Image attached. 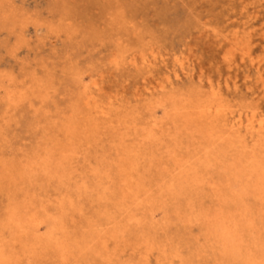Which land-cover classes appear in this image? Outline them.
I'll use <instances>...</instances> for the list:
<instances>
[{
    "label": "rangeland",
    "instance_id": "rangeland-1",
    "mask_svg": "<svg viewBox=\"0 0 264 264\" xmlns=\"http://www.w3.org/2000/svg\"><path fill=\"white\" fill-rule=\"evenodd\" d=\"M70 1H73V3L69 4ZM86 1L88 3L90 2V4L86 3ZM77 2H79V3H77ZM206 2L208 3V5ZM69 3H68V0H54V1L53 0H16V1L15 0H3V2H2V0L0 1V4L2 6V7L0 6V14L3 12L2 13L3 15L2 16L0 15V40H1L0 41V48H1L0 49V109H1L0 110V114H1V116H0V120H1V122H0V140H2V141H0L1 142V145H0V157H1L0 161L2 162V163L0 162V168L3 169V170L0 169L1 170L0 171L1 172L0 173V175H1L0 176V240L3 242V244L1 242V245H2V248L6 251L7 257L8 256L10 257V255H11V258H13V259H10L8 257L7 259L9 260L8 261L9 263H5V264H10V263L11 264H18L19 259H20L19 264H29V263L30 264H76L77 262H80L78 264H100V263L101 264H109V263L110 264H117V262L119 264H123V263L124 264H129V263L130 264H136V262H138L137 264H145V263L146 264H167V263L171 264L172 261L175 264H177L179 262H180L179 264H181V262L183 264V262L185 263L186 261H188L189 264L190 263L195 264V262H196V264H198V263L199 264H209V263H211V264H228L226 262H229V261H230L229 262L230 264H240V263L245 264L243 262V258L246 260L247 258H249L252 255V254L250 255L251 252L249 251L250 246H252L251 249H253V250L255 249L256 253H257V251L258 252L260 251V253H257V255L259 254V256H258L259 260L260 261L264 260V241H263V239H264V200L261 198V192L259 191V187H260V182L258 180L259 178L256 176V174L253 175L252 173H250V172H252L251 170L254 169L253 167L256 165V163L259 164V162H261V164L264 165V155H263L264 154V151H263L264 150V137H263L264 132L255 131L252 134L251 132H248L246 129L247 125L249 124V120H255L256 122H258L262 119L264 120V115H263L264 111H261V110H264V77H263L264 76L263 75L264 74V66H263L264 65V0H221V1L220 0H211V1L210 0H184V1L183 0H173V3H172V0H143V1L142 0H125V1L124 0H102V1L101 0H93V2H92V0H85V1L84 0H69ZM80 3H83V4H80ZM175 3H176V5H175ZM75 4H76V6L78 4L79 5L76 7ZM141 4L143 6H141ZM4 5H5V7H4ZM131 5L133 7H131ZM136 5H137V7H136ZM21 6H22V8H21ZM81 6H84L85 8L81 7ZM89 6H90V9H89ZM105 6H107V7H105ZM9 7H10V9H9ZM23 7H24V9H23ZM165 7L169 8V10L168 9L165 10ZM210 7H212V8H210ZM19 8H21V10ZM88 9H89V11H88ZM98 9H99L100 13H98ZM101 9H102V11H101ZM159 9L161 11H159ZM24 11H26V13H24ZM77 11H78V13H77ZM138 11H140V12H138ZM50 12H51V14H50ZM81 12H82V14H81ZM86 12L87 13L89 12V14H87ZM92 12L96 13V14H93ZM101 12H103L102 16H101ZM185 12H186V14H185ZM35 13H36V15H34ZM57 13H59V15H57ZM134 13H136V14H134ZM85 14H86V17H88L87 19H86V17H84ZM91 14H93V16ZM51 15H52V18H51ZM65 15H66V17H65ZM94 15H96V16H94ZM98 15H100V16H98ZM153 15H155V16H153ZM160 15L162 18L160 17ZM36 16H37V18H36ZM175 16L176 17L178 16V17L176 18ZM130 17L132 18V20ZM158 17H160V19H157ZM10 18H11V20H10ZM142 18H143V20H142ZM35 19H36V21H35ZM161 19H163V21ZM201 19H203V20H201ZM222 19H224V20L222 21ZM160 21H162V22L160 23ZM213 21H214V23H213ZM40 22H43V23H40ZM150 22H152V24H149ZM208 23H210V24H208ZM225 23H227L228 25ZM197 24L199 26H197ZM224 24L226 26V29H225ZM73 25H74V27H73ZM75 25H76V27H75ZM107 25H108V28H107ZM166 26H169V27H166ZM30 27H32V28H30ZM154 27L155 28L159 27L158 28L159 32L156 31L157 28L155 30ZM42 28L45 30H43ZM103 29L105 31H103ZM25 32H26V34H25ZM40 33H42V34H40ZM192 33L193 34L195 33V34L193 35ZM112 34H114V35H112ZM256 34H257V36H256ZM4 35L6 36L5 39H4V37H2ZM122 35L124 36V38H126V41L128 39L129 42L128 41L126 42L124 40L125 42L123 43V41H122L123 36ZM121 36H122V38H121ZM156 36H158V38ZM199 36H201L203 38V40ZM153 39L155 40V42ZM170 39H173V40L171 41ZM157 40L160 42H158ZM211 40L214 42H212ZM156 41H157V43H156ZM196 41H198V42H196ZM4 42H6V43H4ZM165 42L167 45L165 44ZM94 43L95 44L97 43V44L95 45ZM106 43H108V44H106ZM253 43H255V44H253ZM70 44H72V45H70ZM143 44H145V45H143ZM163 44L168 48L162 46ZM205 44H206V46H205ZM97 45H99V46L97 47ZM4 46L6 49L4 48ZM28 46H30V47H28ZM169 46H171V49ZM209 46H210V48H209ZM211 47H213V48H211ZM19 48H21V49H19ZM35 48H36V50H34ZM147 48H148V50L146 51ZM53 49H55V50H53ZM94 49H96V50H94ZM98 49H100V51L101 50L102 51L100 52ZM116 49H118L119 51ZM154 49H156V50H154ZM160 49H161V51H160ZM41 50L42 51L44 50V51L41 52ZM133 50H135V51H133ZM74 51H75V53H74ZM79 51H81V53ZM6 52H8V53H6ZM33 52H35V54H33ZM94 52H96V53H94ZM185 52H186V54H185ZM187 53H188V55H187ZM231 53H232V55H231ZM51 54H52V56H51ZM38 55H39V57H38ZM96 55H98V56H96ZM103 55L105 58H103ZM216 55H217V57H216ZM7 56H8V58H7ZM91 56H92V58H91ZM101 56H102V59H101ZM202 56H203V58H202ZM86 57H88V58H86ZM235 57H237V58H235ZM84 58H85V60H84ZM148 58H149V60H148ZM246 58H247V60H245ZM43 59H46L47 62ZM92 59H94V60H92ZM189 59H191V60H189ZM219 59H220V61H219ZM166 60H168V61H166ZM79 61H82V63L80 62L81 63L80 64ZM133 61H134V63H133ZM18 62H20V63H18ZM168 62H170V63H168ZM183 62H185V65ZM78 63L80 66L78 65ZM137 63L140 65H137ZM31 64H33L34 66ZM169 64H170V66H169ZM189 64H190V66H189ZM194 64H195V67L193 68ZM112 66H114V67H112ZM233 67H234V69H233ZM235 68H236V70H235ZM242 68H244V69H242ZM13 69L15 70V72L13 71ZM109 70H111V72H113L112 73V76L114 75L113 77L111 76ZM145 70H147V71L145 72ZM130 71H132L133 73ZM134 71H136V73ZM161 71H162V73H161ZM19 72L22 75L21 78H20V76H18ZM101 72H103V74ZM106 72H108V73L105 75ZM177 72L180 74H178ZM220 72H223V73H220ZM130 73L133 75H131ZM214 73H215V75H214ZM257 73H259V74H257ZM152 74H153V76H152ZM220 74H222V75L220 76ZM115 75H116V77H115ZM140 75L142 76V78H138V77H141ZM12 76H13V78H12ZM127 76L128 77L130 76V78H127ZM133 77H135V78H133ZM181 77H182V79H181ZM102 78H103V80H102ZM18 79H20V80H18ZM96 79H98L99 81ZM116 79H117V81H116ZM56 80H58V81H56ZM63 80H64V82H63ZM93 81H94V83H93ZM111 81L113 82V84ZM121 82H122V84H121ZM217 82H218V84H217ZM241 82H242V84H241ZM188 83L189 84L191 83V84L189 85ZM198 83L200 85H202L203 87L200 86ZM128 84H129V86H128ZM194 84H196V86ZM203 84H205V85H203ZM228 84H230V85H228ZM177 85H179V86L177 87ZM249 85H251V86L249 87ZM252 85H254V86H252ZM119 86H120V88H119ZM259 86H261V87H259ZM11 87L14 89H11ZM62 87L63 88L65 87L64 90ZM185 87H186V89H185ZM16 88H17V90H16ZM148 88L151 90H149ZM218 88L223 93H221ZM18 89H20V90H18ZM178 89L180 90V93H179ZM12 90L14 93L12 92ZM227 90H229V91H227ZM104 91L106 93H109V94H106ZM6 92H7V94H6ZM20 92H22V93L20 94ZM95 92L97 94H95ZM128 92L129 93L132 92L134 95L131 93L129 94ZM182 92H183V94H182ZM100 93H102L101 96H107V98L106 97L101 98ZM103 93L106 95H103ZM110 93H111V95H110ZM152 93H154V95ZM218 93H219V95H217ZM220 93L222 94V96ZM246 93H249V94L251 93V94L249 95ZM147 94H149V95H147ZM207 95L209 96V98ZM11 96H13V97H11ZM50 96H51V98H50ZM59 96H60L61 100H60ZM87 96H89V97H87ZM138 96H140V97H138ZM73 97L75 98V100ZM3 98H5V100H3ZM6 98L7 99L9 98V100H7ZM104 98H106L107 101ZM115 98H118V99H115ZM128 98H129V100H128ZM135 98H137V100ZM148 98H150V99H148ZM49 99L51 100V103L53 106L49 103L50 102ZM63 99L64 100L67 99L66 102ZM72 99L74 102H72ZM120 99H121V101H120ZM123 99L125 101H123ZM139 99H140V101H138ZM141 100H142V102H141ZM146 100H148V101H146ZM239 100H241V101L239 102ZM34 101H36V103ZM56 101H62V102H59L60 103L59 104ZM122 101L124 102V104L126 106L123 104ZM126 101H127V103H126ZM81 102L83 104H81ZM243 102H245V103H243ZM106 103H108V104H106ZM114 103H115V105H114ZM61 104L63 106H61ZM131 104H133L136 108L134 106H132ZM210 104L214 105V106H216V105L221 106V108H223V114L225 112L224 116L222 114L219 118H215V117H213V116L211 117L209 115L205 116L204 113H202V112L200 113V111L205 109ZM226 104H228L227 105L228 107L225 106ZM5 105H6V107H5ZM121 105H123L124 107H122ZM8 106H9V109H8ZM64 106H67V107H65L66 109L64 108ZM15 107H17V109ZM132 107H133V109H131ZM184 107H185V109H184ZM250 107H251V109H250ZM51 108H53L52 109L53 111L50 110ZM231 109L232 110L235 109L234 113L232 112ZM245 109H248V112L246 111V113H245ZM135 110H136V112H135ZM46 111H47V113H46ZM129 111H132V112L130 113ZM256 111L259 112V114ZM18 112L20 114V117H19ZM237 112H238V114H237ZM242 112H244V114ZM67 113L71 119L67 116ZM128 113H129V116H128ZM64 114H66V115L64 116ZM154 114H156V115H154ZM193 114H194V116H193ZM260 114H261V116H260ZM135 116H138L139 118L138 117L135 118ZM149 117H151V118H149ZM187 117H189V118H187ZM224 117H225V120H224ZM60 118L62 120H60ZM78 118H79V120H78ZM140 118H142V119H140ZM172 118H175V119L172 120ZM256 118H257V120H256ZM73 119L74 120L77 119L76 120L77 123ZM239 119L243 121L244 127L239 131H230L228 128H230L232 126V123L234 121H237ZM89 120H92V121L89 122ZM128 120H129V123H128ZM10 121H11L12 125H11ZM41 121L43 123H41ZM79 121H80V123H78ZM81 121H82V123H81ZM136 121H138L140 124ZM46 122H47V124H46ZM54 122H55V124H54ZM70 122H71V124H70ZM49 123H50V125H49ZM57 123L60 125H57ZM89 123L92 125H90ZM1 124H3V125H1ZM74 124L75 125L78 124L77 127ZM85 124H87V125H85ZM228 124H229V126H228ZM185 125H186V127H184ZM88 126H90V128H89L90 132L87 129ZM190 126H191V128H190ZM61 127L62 128L64 127V129H62ZM92 127H95V128L97 127L98 130L96 128V131H95V128L93 129ZM80 128H81V130H80ZM82 128H84V129H82ZM138 128L141 130L140 134H139L140 130ZM182 128L185 129V131ZM100 129L102 132L103 131L106 132V130H107L108 132H106V133L108 135L107 134L105 135V133H101ZM155 129H157V131ZM43 130L46 132V134L44 133ZM53 130H56V131H53ZM82 130H83V132H82ZM167 130H168V132H167ZM8 131H10V132L8 133ZM99 131H100V133H99ZM181 131H182V133H181ZM190 131L191 132L193 131V132L191 133ZM220 131H222V133ZM228 131H229V133H228ZM69 132H71L72 134H69ZM79 132H82L83 135H81ZM85 132L87 134H85ZM96 132L98 133V135L95 136ZM155 132H156V134H155ZM204 132H205V134H204ZM47 133H50V136H47V135H49ZM54 133H55V136H54ZM73 133H75V134H73ZM89 133H92L94 137L93 136L90 137V135H92V134H89ZM109 133H111L110 136H109ZM120 133L124 136L121 137ZM129 133H130V135H127ZM176 133H178L180 135H178ZM255 133L256 134L261 133V134H257V136L260 138V140L256 136ZM84 134H85V136H84ZM102 134L105 136H103ZM114 134H115V136H114ZM181 134H183V135H181ZM192 134H194V135H192ZM134 135L136 138L134 137ZM137 135H139V136H137ZM196 135H198L199 137ZM227 135L230 138H228ZM8 136L10 138H7ZM78 136H80L79 139H77ZM87 136L91 139L92 142L89 140V138ZM178 136H181L182 138L178 137ZM187 136H189V138H187ZM220 136H222V138H220ZM73 137H74V139H73ZM183 137L185 140H187L189 142H186V144H185V140H182ZM204 137H205V140H204ZM113 138H116V139H113ZM130 138H131V140H130ZM134 138H135V140H134ZM139 138L141 139L140 141H139ZM237 138H238V140H237ZM254 138L256 139L255 141H254ZM59 139H61V141ZM94 139L95 140L98 139V141H95ZM220 139H222V140H220ZM229 139H230V141H229ZM251 139H253V140H251ZM53 140H55V141H53ZM87 140L90 141L92 144L89 143V145H87L88 144ZM99 140L103 144L100 143ZM235 140L237 143H234ZM62 141L64 143H60ZM84 141L87 143H85ZM124 141H125V144H124ZM116 142L118 144H116ZM162 142H163V144H162ZM194 142H197L196 143V145L198 144L197 148H196V145H194L195 144ZM231 142H233V143H231ZM79 143H82V145H81L82 147L78 146V145H80ZM108 143L111 145H109ZM113 143H115L114 144L115 146L116 145L118 146V147L116 146V150H115V147L112 146ZM126 143L128 144V146L130 145V147H126V145H127ZM94 144H96V145H94ZM107 144L109 147L107 146ZM187 144H189V145H187ZM239 144H240V146H239ZM4 145L6 148H4ZM182 145H185V146L183 147ZM235 145H237L236 146L237 148L234 147ZM256 145H259L258 150H256L257 149ZM61 146H63V147H61ZM97 146H99V147H97ZM199 146L202 148V151H200L201 149ZM219 146H221V147H219ZM10 147H12V148H10ZM50 147L51 148L55 147V148H53V150H52ZM185 147L187 148L186 149L187 152H185ZM191 147L195 148V149L192 150ZM240 147H242V148H240ZM107 148H109V149H107ZM139 148L140 149L142 148V149L140 150ZM239 148H240V150H239ZM1 149H2V151H1ZM5 149H7V150H5ZM29 149H31V150H29ZM76 149H78V150H76ZM119 149H120V151H119ZM153 149H154V151H153ZM196 149H197V152L200 151V152H198L199 154H201L199 158H195V156H194V155H197ZM208 149L210 152H208ZM210 149H212V150H210ZM22 150H23V152H21ZM70 150H72V151H70ZM79 150H80V152H79ZM110 150H111V152H110ZM7 151H8V153H7ZM28 151H29V153H28ZM34 151H36V152H34ZM47 151H49V153ZM57 151H58V153H55ZM140 151H142V152H140ZM37 152H39V153L37 154ZM76 152H77V154H79L78 156H77ZM105 152L107 155L105 154ZM145 152L150 153V154H147ZM192 152H194L195 154H193ZM217 152H218V155H216ZM23 153H25V155ZM81 153L84 155H82ZM208 153H209V155H208ZM1 154H3V157ZM10 154H12V155H10ZM36 154L39 155V158ZM121 154H123V156ZM182 154L185 156H183ZM191 154H193V155L191 156ZM214 154L218 157V158L216 157L217 160H216V158H214V156H215ZM220 154L222 155V157ZM152 155H155V156H152ZM206 155H207V157H206ZM54 156H55V158H53ZM58 156H59V158H58ZM109 156L112 158H110ZM115 156H116V158H114ZM181 156H183V157H181ZM198 156L199 155H197V157ZM27 157H29V159H31V160H29ZM74 157L75 158L77 157L78 159L76 158V160H75ZM226 157H228V158H226ZM243 157H244V159L246 158L245 161L243 160ZM249 157H250V159H249ZM49 158H50V160H49ZM109 158L112 159L115 162V164L112 160H109ZM124 158H125V160H124ZM133 158H135L136 160ZM219 158H221V159H219ZM235 158H237V159H235ZM144 159H146L147 161H144ZM79 160H81V161L79 162ZM106 160H109V162ZM225 160H228V161H225ZM235 160H236V162H235ZM33 161H35V162H33ZM156 161L159 162V165H158V162H156ZM32 162H33V164H32ZM40 162H41V164H40ZM146 162H148L151 165H148V163H146ZM224 162H226V163H224ZM246 162H247L248 166H247ZM89 163H90V166H89ZM95 163H97V166L98 165L99 166L97 167ZM154 163H156V165ZM137 164L138 165L140 164V165L137 166ZM153 164L155 166H153ZM166 164H167V166H166ZM10 165H13V166H10ZM72 165L74 166L73 168H72ZM170 165H171V167H170ZM91 166L92 167L94 166L93 168L95 170L92 169ZM230 166L233 168L232 170H231ZM3 167H5V168H3ZM75 167H77V168H75ZM122 167H123V169H122ZM156 167L159 169H157ZM176 167L178 168L180 173L178 172V170L175 171V169H177ZM139 168H140V171H138ZM186 168H187V170H186ZM202 168H203V170H202ZM208 168H210V169H208ZM215 168H217L216 169L217 171L215 170ZM6 169H8V171H6ZM9 169H11L12 171L11 170L9 171ZM13 169H15V170H13ZM116 169H118V170H116ZM133 169H134V171H133ZM199 169H201V170H199ZM246 169H247V171H246ZM108 170H112V171H108ZM170 170H172V172ZM31 171H32V173H31ZM94 171H96L97 176L96 175L94 176V173H95ZM97 171L98 172L100 171L99 175H98ZM166 171L169 174H166ZM191 171H192V175H190ZM218 171H219V173H217ZM47 172L51 173V174H47ZM82 172H84V173H82ZM108 172H110V173H108ZM159 172H160V174H159ZM201 172H203V173L201 174ZM210 172L212 173V175ZM52 173L56 178L52 175ZM57 173L60 176L62 175V179L59 177V175ZM72 173H73V175H72ZM74 173H77V177H75L76 174H74ZM114 173L117 175H115ZM128 173H129V175H128ZM161 173H162V175H161ZM176 173H177V175H176ZM184 173H185V176H184ZM245 173L247 174V176ZM63 174H65V175H63ZM102 174H105V175L102 176ZM107 174H110L111 176L109 175L110 177L109 176L107 177ZM199 174H200V181H199ZM203 174H205L204 177H203ZM221 174H222V176H221ZM81 175H83V176L81 177ZM91 175H93V176H91ZM130 175H131V178H134V179L129 180ZM174 175H176V176H174ZM84 177H86V178H84ZM91 177H92V179H91ZM98 177L99 178L101 177L100 180ZM137 177H138V179H137ZM174 177L176 180H174V181L171 180V179H174ZM191 177H192V179H191ZM22 178L23 179L26 178L25 179L26 184H22V183H25V180L23 182ZM35 178H36V180H34ZM81 178H83L84 180L82 179L83 180L82 181ZM102 178L104 180H102ZM108 178H110V179L108 180ZM117 178H120V180L118 181ZM125 178H126V180H128V182L125 180ZM193 178L194 179L196 178V180L193 181ZM210 178L212 180H209ZM42 179H44V181ZM77 179H79V181ZM182 179H184V180H182ZM187 179L189 181L191 180V182H190L191 184L189 183V181ZM62 180H64V181H62ZM97 180H99L100 182H98ZM110 180H114V182L110 181ZM142 180H144L145 182H142ZM242 180H244V181H242ZM21 181H22V183H21ZM37 181H39V182H37ZM85 181H86V183H85ZM107 181L109 182V184ZM123 181H125V183ZM165 181H166V183H165ZM203 181H204V183H203ZM206 181H209V182L206 183ZM211 181H212V183H210ZM44 182L46 183L45 185H44ZM94 182H95V184H94ZM132 182H133V184H132ZM167 182L170 184H168ZM215 182H216V185H215ZM28 183H30V184L28 185ZM78 183H80V184H78ZM100 183L103 184V186H101ZM196 183H197V185H195ZM40 184H41V186H43V188L40 187ZM49 184H50V188H48ZM110 184H112V185H110ZM123 184H125V187ZM126 184L128 185V187ZM134 184H135V186H134ZM142 184H144V185H142ZM206 184L208 187L206 186ZM4 185H5V187H4ZM58 185H60V186L58 187ZM62 185H64V186H62ZM76 185H77V187H76ZM113 185H114V187H113ZM117 185H118L119 189L117 187H115ZM164 185H166V186H164ZM172 185H174L173 186L174 188H172ZM44 186H46V187L44 188ZM52 186L55 188H52ZM131 186L133 189L129 191L128 188L131 189ZM158 186H160L161 188ZM192 186H193V188H192ZM200 186H202V188ZM86 187H88V189ZM90 187H91V189L89 190ZM105 187L109 188V190L112 192H110ZM111 187L113 188V190ZM139 187H141V188H139ZM157 187L159 190L157 189ZM164 187H165V190H164ZM30 188H32V189H30ZM136 188H138V189H136ZM166 188H167V192H166ZM209 188H211L212 190ZM213 188H215V189H213ZM254 188H255V190H254ZM94 189H96V191H99V192H96ZM116 189H118L119 191ZM170 189L172 190V192ZM237 189L239 190V192ZM134 190H136L137 192ZM193 190H194V192H193ZM198 190H199V192H198ZM87 191L88 192L91 191V192L88 193ZM133 191L135 193H132ZM138 191H140V193L142 195L139 194ZM84 192H85V194H84ZM109 192H110V194H108ZM195 192H197V193H195ZM136 193H137V195H136ZM201 193H203L204 196ZM204 193H206V194H204ZM209 193L211 195H209ZM213 193L217 194L218 196L213 195ZM90 194H92V195H90ZM170 194L172 195L173 198L171 197ZM199 194H200V196H199ZM19 195H20V197H18ZM87 195L89 197H87ZM113 195H115V196H113ZM85 196H86V198H85ZM117 196H119V197H117ZM139 196H140V200L139 199L137 200V198ZM142 196H145L146 199L143 198ZM219 196H221V197H219ZM30 197H31V199H30ZM102 197H105L104 200ZM107 197L108 198L110 197L113 202L110 199L108 200ZM112 197H114V199ZM135 197H137V198H135ZM151 197H152V199H151ZM27 198H28V200L30 199V201H28ZM38 198L39 199L41 198L40 201L37 200ZM100 198H102V199L100 200ZM119 198L121 201H119ZM181 198H182V200H181ZM190 198L193 202L191 200H189ZM211 198H212V200H210ZM214 198L217 201L213 200ZM16 199L19 202L16 201ZM115 199H117L118 201ZM135 199H136V202H135ZM198 199L201 202H198ZM244 199H246L247 201ZM251 199H253V200H251ZM80 200L82 202H80ZM114 200H115V202H114ZM125 200H126V202H125ZM130 200H131L130 203L134 207H132L129 204ZM158 200H160V201H158ZM170 200H171V202H170ZM175 200H176V202H175ZM44 201H46V202H44ZM97 201L98 202L100 201L99 203L101 205L98 204ZM151 201H152V203H151ZM167 201H169V202H167ZM71 202H73V203H71ZM95 202H97V204ZM117 202H119L118 203L119 205L117 204ZM124 202H125V204H124ZM190 202H191V204H190ZM145 203H148L147 204L148 208L146 207ZM71 204H72V206H71L72 208L70 207ZM90 204L93 205V207ZM114 204L117 205L116 208H115V206H113ZM185 204H186V206H185ZM208 204H209V206H208ZM252 204L254 207L252 206ZM257 204H259V205H257ZM68 205H69V207H68ZM76 205H77V207H76ZM143 205L145 206L146 209L144 208ZM224 205H226V206L224 207ZM227 205L230 208L233 206L232 208H234V209L231 210V209H229V207L227 208ZM41 206L43 208H41ZM90 206H91V208H90ZM213 206H215V208ZM34 207L36 210L34 209ZM97 207H98V210H97ZM120 207L122 210L120 209ZM141 207H143V208H141ZM194 207H195V211H194V209H191ZM208 207H211V208H208ZM223 207L226 208L227 210L228 209L229 210L225 211L226 209L224 210ZM126 208H128V211ZM212 208H214V209H212ZM159 209L161 210L160 212L158 211ZM164 209H166L167 211ZM220 209H221V211H220ZM192 210H193V212H192ZM199 210H200V212H199ZM218 210H219V212H218ZM100 211L101 212L103 211V212L100 213ZM123 211L125 212V214ZM132 211L136 214L132 213ZM188 211H190V212H188ZM203 211H206V213L210 212L211 214L207 213V215H205ZM11 212L12 213L16 212L17 215H19V216H22V215L23 216L24 215L30 216V215H32V213H33V215L35 213L36 214L35 216L38 218L36 225H34L35 228L31 224L30 227L28 228V230L25 232H23L21 230L20 231L15 230V227L14 226L12 227L8 223V221L10 222ZM40 212H42L43 214L41 215ZM75 212H76V214H75ZM106 212H107V216H106ZM114 212H117L118 214L114 213ZM129 212H131V213H129ZM120 213L122 215L124 214L125 217H123L124 215L121 216ZM83 214L85 217L83 216ZM95 214L100 215L99 216L100 220H99V217L96 216ZM115 214L117 215V217ZM132 214L135 215L136 217L132 216ZM139 214L142 217H140ZM257 214H258V216H257ZM113 215L115 217L112 218ZM193 215L195 217H193ZM196 215H198V216L196 217ZM201 215L204 217V219H207V220H204ZM43 216H45V217H43ZM78 216H80V217H78ZM81 216H83V218ZM86 217H88L89 219H87ZM101 217H105V218H101ZM121 217H123V218H121ZM189 217H190L191 221L189 220ZM200 217H202V218H200ZM79 218H82V219H79ZM126 218H128V220H130L129 218H131V220H130L131 224H129V222L127 223V221H124V220H127ZM134 218L140 222H137ZM194 218L196 219V221L194 220ZM40 219H42V220H40ZM104 219H106V220H104ZM108 219L110 222L108 221ZM120 219H122V220H120ZM133 219H134V221H133L134 223L132 222ZM73 220L75 221V223H73ZM220 220H221V222H220ZM222 220H227L228 224L230 226L235 225L233 222L234 220L240 221V224H242L241 227H242V232H243V233L241 232L243 234V243H244L243 250H245V251L247 250L248 252L247 251L246 252L249 254H246L245 251H243V253H242L243 255L237 256L234 252H232L231 249L230 250H229V248L227 249L226 243H225V241H223L222 236L220 235L219 232L218 233L216 232L217 231L216 228H218L220 224L225 222ZM104 221L107 222L106 223L107 225L105 224ZM202 221L204 222V225H203ZM40 222H41V224H40ZM99 222H101V223L99 224ZM244 222H246V224H244ZM255 222H257V224H255ZM50 223H51V225H50ZM61 223H62V225H61ZM137 223L140 224L139 226H141V227H139L137 225ZM185 223H187V224H185ZM209 223H211L213 225L212 226L213 228L211 227V225ZM6 224H7V226H6ZM95 224H96V226H95ZM118 224H119V226L117 227ZM206 224L209 227L206 226ZM84 225H85V227H84ZM120 225H121V227H120ZM133 225L135 226V228ZM197 225H199V226H197ZM214 225H216L217 227L215 228ZM249 225L251 227H249ZM3 226L4 227L6 226L5 229H3L4 228ZM46 226L48 228H46ZM78 226H79V229H77ZM89 226H92L93 228L89 227ZM99 226L102 228L104 227L103 230H105V231L108 230L107 232H109V234L107 232L103 231L102 228H100V230H99L98 229ZM112 226H114V227H112ZM199 227L201 228V230ZM206 227H208V229ZM6 228H8L11 233L8 232L7 231L8 229H6ZM37 228H39V230H37ZM111 228L114 230H112ZM120 228H122V230ZM155 228H156V230H155ZM35 229H36V232H35ZM46 229H48V230H46ZM51 229L53 231H51ZM82 229L83 230L85 229V231L87 233L85 231L83 232ZM92 229H94V230H92ZM109 229H111V231ZM205 229H207V230H205ZM259 229H260V231H259ZM1 230H5V231L1 232ZM56 230H57V232L55 233ZM61 230H64V231L62 232ZM120 230L121 231L124 230L122 232L123 234L121 233ZM16 231H17V234L13 235V232L16 233ZM33 231H34V233H33ZM65 231H66L67 236L64 233ZM73 231H75V233ZM88 231H89V233H88ZM97 231H98V236H97ZM113 231H115V232L113 233ZM252 232H253V234H251ZM254 232H257L256 235H254L255 234ZM19 233H21V234H19ZM25 233H26V235H24ZM81 233H83V234H81ZM91 233L94 237L91 235ZM38 234L39 235L42 234L43 236L40 235L42 238L40 236H37ZM60 234H61V236H63L62 241L60 240V238H61ZM87 234H89L90 237ZM95 234L97 237L95 236ZM141 234H143V237ZM207 234H209L211 236H208ZM3 235H4V237H3ZM46 235H47V238L44 239L46 237ZM51 235H54V238ZM55 235H59L58 236L59 238ZM134 235H136V236H134ZM68 236L70 238H72L74 243L70 242V239L68 238ZM262 236H263V238H260ZM20 237L22 240L20 239ZM36 237L39 239H37ZM79 237H81V238L83 237L82 239L84 241L82 239L80 240ZM91 237H92V239H91ZM130 237H132V238H130ZM172 237H174V238H172ZM205 237L207 240L205 239ZM248 237H250V239ZM11 238H12V240H11ZM56 238L58 240H54ZM133 238H134V240H131ZM167 238H168V240H167ZM210 238L212 240H210ZM247 238L249 241L247 240ZM252 238H253L254 243H253V241H251ZM257 238H258V240H257ZM18 239L20 240V242ZM25 239H26V241H24ZM27 239H30V241H28ZM34 239H36L37 243H35ZM63 239L64 240L68 239L65 242L68 245L65 243L64 244L62 243L64 241ZM75 239L79 240V243H78V241H75ZM98 239L101 241V243L104 242L106 244V246H104L105 244H103L102 247H101V245L96 246L97 244L100 243V241ZM13 240H15V241H13ZM31 240L32 241L34 240L33 245L39 243L38 245L40 248L38 247V245H35L36 247H32L33 242ZM120 240L122 243L123 242L124 243L122 244L120 242ZM149 240H151V241H149ZM255 240L261 246L258 245L257 243H255L256 242ZM27 241H28V243H27L28 245H27V250H26L25 247H26ZM44 241H46V242H44ZM85 241H86V243H85ZM132 241L136 242V244ZM138 241H139V245L137 243ZM18 242H19V245L17 244ZM47 242H48V244H47ZM116 242L119 246L115 245ZM29 243H31V244H29ZM43 243H45V244H43ZM213 243L216 247L213 246ZM50 244H51V246H50ZM81 244L84 246H82ZM209 244H211V247ZM250 244H252V245H250ZM256 244L258 246H256ZM20 245H22L23 248ZM88 245H90V246L93 245V246L90 247ZM42 246H44V247H42ZM67 246L70 250L66 249ZM116 246H118V247H116ZM165 246H166V251H165ZM201 246H202V248H201ZM31 247H32V249H31ZM45 247H47V248H45ZM78 247H80V250H83L84 248H86V249H84L83 251H80ZM89 247L90 248L94 247L95 248V249L93 248L94 251H92V249H90ZM196 247H197V250H196ZM207 247H208V249H210V248L211 249L206 250ZM38 248L40 249L41 252L48 253L49 255L47 256V254L45 255L44 253H41L39 250L37 251ZM100 248H104L106 250L102 249V251H101ZM161 248L163 251L161 250ZM217 248H218V250H217ZM219 248H221V249H219ZM10 249H12V250H10ZM19 249L22 253L19 251ZM55 249H56V251H55ZM8 250H9V252H8ZM13 250L15 252H12ZM43 250H45V251H43ZM46 250L49 252H47ZM59 250H61V251H59ZM97 250L99 252L100 251L101 252L99 253ZM148 250H149V252H148ZM71 251H72V255H70ZM85 251H87L88 253ZM90 251L92 253H90ZM96 251H97V253H96L97 255L95 256ZM159 251H161V252H159ZM174 251L176 253H174ZM204 251L207 253L206 255H205ZM11 252H12V254H11ZM81 252H84V253H81ZM106 252L108 255L107 257H106ZM218 252H219V254H217ZM51 253H54V254H51ZM77 253H79V254L81 253V254L79 255ZM214 253H216V254H214ZM226 253H227V256H226ZM14 254H16V255H14ZM39 254H42V256L45 255V257L47 256L48 259H47V257L46 258L41 257V255H39ZM67 254H69V255H67ZM109 254H111V255H109ZM167 254L169 255V257ZM174 254H175V256H174ZM210 254H211V256H210ZM231 254H233L234 256ZM66 255H67V257H66ZM77 255H79V256H77ZM84 255H85V257H84ZM139 255H141V257ZM142 255H143V257H142ZM216 255H218V256H216ZM17 256L19 258H17ZM212 256L215 258H213ZM83 257L85 259H83ZM147 257H149V258H147ZM207 257H208V259H207ZM27 258L29 260H27ZM78 258H79V260H78ZM92 258H93V260H92ZM96 258H98V259H96ZM106 258H107L108 263L104 262ZM144 258L145 259L147 258L148 261L143 260ZM176 258H177V260H176ZM184 258H186V259H184ZM200 258L202 259L201 260L202 262L199 261ZM220 258H221V261L220 260L218 261V259H220ZM22 259H23V261H22ZM86 260H89V261H86ZM109 260H110V262H109ZM168 260H170V261L168 262ZM207 260H208V262H207ZM27 261H28V263H27ZM65 261H67V263H65ZM101 261L104 263H102ZM239 261H240V263H239ZM111 262H113V263H111Z\"/></svg>",
    "mask_w": 264,
    "mask_h": 264
},
{
    "label": "bare ground",
    "instance_id": "bare-ground-1",
    "mask_svg": "<svg viewBox=\"0 0 264 264\" xmlns=\"http://www.w3.org/2000/svg\"><path fill=\"white\" fill-rule=\"evenodd\" d=\"M0 1H1V0H0ZM15 1H16V0H15ZM53 1H54V0H53ZM84 1H85V0H84ZM101 1H102V0H101ZM124 1H125V0H124ZM142 1H143V0H142ZM183 1H184V0H183ZM210 1H211V0H210ZM220 1H221V0H220ZM2 2H3V0H2ZM48 2H49V1H48ZM79 2H80V1H79ZM79 2H77V3H79ZM92 2H93V0H92ZM104 2H105V1H104ZM158 2H159V1H158ZM161 2H162V1H161ZM165 2H166V1H165ZM197 2H198V1H197ZM68 3H69V0H68ZM72 3H73V1H70L69 4H72ZM77 3H76V4H77ZM86 3H88V2L86 1ZM128 3H129V2H128ZM132 3H133V2H132ZM143 3H144V2H143ZM166 3H167V2H166ZM172 3H173V0H172ZM206 3H207V2H206ZM3 4H4V3H3ZM76 4H75V6H76ZM80 4H83V3H80ZM88 4H90V2H89ZM115 4H116V3H115ZM219 4H220V3H219ZM78 5H79V4H78ZM78 5H77V6H78ZM84 5H85V4H84ZM93 5H94V4H93ZM97 5H98V4H97ZM164 5H165V4H164ZM175 5H176V3H175ZM196 5H197V4H196ZM207 5H208V3H207ZM217 5H218V4H217ZM217 5H216V6H217ZM0 6H1V4H0ZM73 6H74V5H73ZM77 6H76V7H77ZM90 6H91V5H90ZM90 6H89V9H90ZM94 6H95V5H94ZM101 6H102V5H101ZM103 6H104V5H103ZM141 6H143V5L141 4ZM156 6H157V5H156ZM169 6H170V5H169ZM169 6H168V7H169ZM177 6H178V5H177ZM1 7H2V6H1ZM4 7H5V5H4ZM81 7H84V6H81ZM105 7H107V6H105ZM131 7H133V6L131 5ZM136 7H137V5H136ZM152 7H153V6H152ZM158 7H159V6H158ZM163 7H164V6H163ZM163 7H162V8H163ZM170 7H171V6H170ZM182 7H183V6H182ZM186 7H187V6H186ZM186 7H185V8H186ZM194 7H195V6H194ZM21 8H22V6H21ZM21 8H19V9L21 10ZM84 8H85V7H84ZM100 8H101V7H100ZM140 8H141V7H140ZM187 8H188V7H187ZM210 8H212V7H210ZM220 8H221V7H220ZM9 9H10V7H9ZM23 9H24V7H23ZM89 9H88V11H89ZM91 9H92V8H91ZM125 9H126V8H125ZM142 9H143V8H142ZM166 9L169 10V8H166V7H165V10H166ZM191 9H192V8H191ZM6 10H7V9H6ZM14 10H15V9H14ZM16 10H17V9H16ZM79 10H80V9H79ZM81 10H82V9H81ZM85 10H86V9H85ZM92 10H93V9H92ZM201 10H202V9H201ZM215 10H216V9H215ZM218 10H219V9H218ZM27 11H28V10H27ZM47 11H48V10H47ZM86 11H87V10H86ZM101 11H102V9H101ZM128 11H129V10H128ZM159 11H161V10L159 9ZM163 11H164V10H163ZM186 11H187V10H186ZM207 11H208V10H207ZM1 12H2V11H1ZM53 12H54V11H53ZM93 12H94V11H93ZM93 12H92V13H93ZM138 12H140V11H138ZM170 12H171V11H170ZM177 12H178V11H177ZM210 12H211V11H210ZM214 12H215V11H214ZM219 12H220V11H219ZM261 12H262V11H261ZM2 13H3V12H2ZM2 13L0 14L1 16L3 15ZM24 13H26V11H24ZM46 13H47V12H46ZM77 13H78V11H77ZM86 13H87V12H86ZM98 13H100L99 9H98ZM102 13H103V12H101V16H102ZM149 13H150V12H149ZM158 13H159V12H158ZM164 13H165V12H164ZM50 14H51V12H50ZM74 14H75V13H74ZM74 14H73V15H74ZM79 14H80V13H79ZM81 14H82V12H81ZM87 14H89V12H88ZM93 14H96V13H93ZM93 14H91V15L93 16ZM134 14H136V13H134ZM152 14H153V13H152ZM170 14H171V13H170ZM185 14H186V12H185ZM224 14H225V13H224ZM34 15H36V13H35ZM57 15H59V13H57ZM235 15H236V14H235ZM94 16H96V15H94ZM98 16H100V15H98ZM153 16H155V15H153ZM165 16H166V15H165ZM29 17H30V16H29ZM43 17H44V16H43ZM45 17H46V16H45ZM55 17H56V16H55ZM65 17H66V15H65ZM84 17H86V14H85ZM156 17H157V16H156ZM160 17H161V15H160ZM160 17H158L157 19H160ZM175 17H176V16H175ZM177 17H178V16H177ZM177 17H176V18H177ZM179 17H180V16H179ZM184 17H185V16H184ZM214 17H215V16H214ZM232 17H233V16H232ZM30 18H31V17H30ZM36 18H37V16H36ZM39 18H40V17H39ZM51 18H52V15H51ZM87 18H88V17H86V19H87ZM130 18H131V17H130ZM137 18H138V17H137ZM161 18H162V17H161ZM186 18H187V17H186ZM233 18H234V17H233ZM45 19H46V18H45ZM155 19H156V18H155ZM155 19H154V20H155ZM190 19H191V18H190ZM10 20H11V18H10ZM56 20H57V19H56ZM92 20H93V19H92ZM96 20H97V19H96ZM129 20H130V19H129ZM131 20H132V18H131ZM142 20H143V18H142ZM147 20H148V19H147ZM150 20H151V19H150ZM161 20L163 21V19H161ZM179 20H180V19H179ZM183 20H184V19H183ZM201 20H203V19H201ZM217 20H218V19H217ZM223 20H224V19H222V21H223ZM225 20H226V19H225ZM35 21H36V19H35ZM54 21H55V20H54ZM162 21H160V23H161ZM167 21H168V20H167ZM181 21H182V20H181ZM205 21H206V20H205ZM46 22H47V21H46ZM146 22H147V21H146ZM156 22H157V21H156ZM210 22H211V21H210ZM215 22H216V21H215ZM257 22H258V21H257ZM40 23H43V22H40ZM53 23H54V22H53ZM96 23H97V22H96ZM139 23H140V22H139ZM167 23H168V22H167ZM186 23H187V22H186ZM213 23H214V21H213ZM231 23H232V22H231ZM66 24H67V23H66ZM104 24H105V23H104ZM149 24H152V22H150ZM157 24H158V23H157ZM208 24H210V23H208ZM225 24H227V23H225ZM225 24H224V26H225ZM237 24H238V23H237ZM49 25H50V24H49ZM155 25H156V24H155ZM159 25H160V24H159ZM184 25H185V24H184ZM194 25H195V24H194ZM227 25H228V24H227ZM238 25H239V24H238ZM238 25H237V26H238ZM99 26H100V25H99ZM139 26H140V25H139ZM178 26H179V25H178ZM197 26H199V25L197 24ZM200 26H201V25H200ZM221 26H222V25H221ZM237 26H236V27H237ZM13 27H14V26H13ZM73 27H74V25H73ZM75 27H76V25H75ZM166 27H169V26H166ZM180 27H181V26H180ZM3 28H4V27H3ZM30 28H32V27H30ZM44 28H45V27H44ZM107 28H108V25H107ZM148 28H149V27H148ZM154 28H155V27H154ZM154 28H153V29H154ZM156 28H157V27H156ZM156 28H155V30H156ZM158 28H159V27H158ZM158 28H157L156 31L159 32V29H158ZM181 28H182V27H181ZM201 28H202V27H201ZM42 29H43V28H42ZM104 29H105V28H104ZM104 29H103V31L106 30V29H105V30H104ZM141 29H142V28H141ZM145 29H146V28H145ZM160 29H161V28H160ZM189 29H190V28H189ZM189 29H188V30H189ZM225 29H226V26H225ZM26 30H27V29H26ZM43 30H45V29H43ZM179 30H180V29H179ZM27 31H28V30H27ZM107 31H108V30H107ZM107 31H106V32H107ZM156 31H155V32H156ZM195 31H196V30H195ZM48 32H49V31H48ZM151 32H152V31H151ZM190 32H191V31H190ZM196 32H197V31H196ZM198 32H199V31H198ZM259 32H260V31H259ZM6 33H7V32H6ZM38 33H39V32H38ZM104 33H105V32H104ZM179 33H180V32H179ZM25 34H26V32H25ZM40 34H42V33H40ZM161 34H162V33H161ZM166 34H167V33H166ZM168 34H169V33H168ZM175 34H176V33H175ZM190 34H191V33H190ZM192 34H193V33H192ZM194 34H195V33H194ZM194 34H193V35H194ZM109 35H110V34H109ZM112 35H114V34H112ZM124 35H125V34H124ZM193 35H192V36H193ZM196 35H197V34H196ZM11 36H12V35H11ZM11 36H10V37H11ZM64 36H65V35H64ZM66 36H67V35H66ZM102 36H103V35H102ZM122 36H123V35H122ZM122 36H121V38H122ZM125 36H126V35H125ZM167 36H168V35H167ZM256 36H257V34H256ZM2 37H4V39H5L6 36L4 35V36H2ZM27 37H28V36H27ZM141 37H142V36H141ZM148 37H149V36H148ZM148 37H147V38H148ZM150 37H151V36H150ZM156 37L158 38V36H156ZM156 37H155V38H156ZM174 37H175V36H174ZM174 37H173V38H174ZM199 37H201V36H199ZM254 37H255V36H254ZM14 38H15V37H14ZM114 38H115V37H114ZM145 38H146V37H145ZM155 38H154V39H155ZM157 38H156V39H157ZM167 38H168V37H167ZM154 39H153V40H154ZM156 39H155V40H156ZM163 39H164V38H163ZM194 39H195V38H194ZM201 39L203 40L202 37H201ZM206 39H207V38H206ZM247 39H248V38H247ZM11 40H12V39H11ZM22 40H23V39H22ZM35 40H36V39H35ZM71 40H72V39H71ZM74 40H75V39H74ZM124 40L126 41V38H124V36H123V40H122L123 43L125 42ZM155 40H154V42H155ZM170 40L172 41L173 39H170ZM197 40H198V39H197ZM254 40H255V39H254ZM257 40H258V39H257ZM0 41H1V40H0ZM7 41H8V40H7ZM31 41H32V40H31ZM69 41H70V40H69ZM72 41H73V40H72ZM127 41H128V39H127ZM127 41H126V42H127ZM145 41H146V40H145ZM157 41H158V40H157ZM157 41H156V43H157ZM163 41H164V40H163ZM175 41H176V40H175ZM211 41H212V40H211ZM8 42H9V41H8ZM8 42H7V43H8ZM75 42H76V41H75ZM85 42H86V41H85ZM87 42H88V41H87ZM128 42H129V41H128ZM141 42H142V41H141ZM154 42H153V43H154ZM158 42H160V41H158ZM177 42H178V41H177ZM190 42H191V41H190ZM193 42H194V41H193ZM196 42H198V41H196ZM212 42H214V41H212ZM259 42H260V41H259ZM4 43H6V42H4ZM70 43H71V42H70ZM72 43H73V42H72ZM81 43H82V42H81ZM162 43H163V42H162ZM170 43H171V42H170ZM9 44H10V43H9ZM9 44H8V45H9ZM46 44H47V43H46ZM48 44H49V43H48ZM59 44H60V43H59ZM84 44H85V43H84ZM88 44H89V43H88ZM94 44H95V43H94ZM96 44H97V43H96ZM96 44H95V45H96ZM106 44H108V43H106ZM165 44H166V42H165ZM192 44H193V43H192ZM253 44H255V43H253ZM261 44H262V43H261ZM3 45H4V44H3ZM6 45H7V44H6ZM70 45H72V44H70ZM90 45H91V44H90ZM143 45H145V44H143ZM153 45H154V44H153ZM155 45H156V44H155ZM166 45H167V44H166ZM194 45H195V44H194ZM209 45H210V44H209ZM98 46H99V45H97V47H98ZM138 46H139V45H138ZM138 46H137V47H138ZM147 46H148V45H147ZM158 46H159V45H158ZM162 46L166 47L164 44H163ZM205 46H206V44H205ZM211 46H212V45H211ZM7 47H8V46H7ZM14 47H15V46H14ZM28 47H30V46H28ZM38 47H39V46H38ZM91 47H92V46H91ZM105 47H106V46H105ZM169 47H170V49H171V46H169ZM179 47H180V46H179ZM4 48H5V46H4ZM23 48H24V47H23ZM51 48H52V47H51ZM67 48H68V47H67ZM82 48H83V47H82ZM109 48H110V47H109ZM143 48H144V47H143ZM166 48H168V47H166ZM180 48H181V47H180ZM190 48H191V47H190ZM207 48H208V47H207ZM209 48H210V46H209ZM211 48H213V47H211ZM0 49H1V48H0ZM5 49H6V48H5ZM7 49H8V48H7ZM19 49H21V48H19ZM26 49H27V48H26ZM26 49H25V50H26ZM59 49H60V48H59ZM63 49H64V48H63ZM30 50H31V49H30ZM34 50H36V48H35ZM45 50H46V49H45ZM53 50H55V49H53ZM56 50H57V49H56ZM68 50H69V49H68ZM76 50H77V49H76ZM94 50H96V49H94ZM98 50L100 51V49H98ZM116 50H118V49H116ZM147 50H148V48L146 49V51H147ZM154 50H156V49H154ZM166 50H167V49H166ZM190 50H191V49H190ZM190 50H189V51H190ZM31 51H32V50H31ZM43 51H44V50H43ZM43 51L41 50V52H43ZM49 51H50V50H49ZM70 51H71V50H70ZM101 51H102V50H101ZM101 51H100V52H101ZM118 51H119V50H118ZM133 51H135V50H133ZM143 51H144V50H143ZM160 51H161V49H160ZM210 51H211V50H210ZM210 51H209V52H210ZM19 52H20V51H19ZM36 52H37V51H36ZM41 52H40V53H41ZM71 52H72V51H71ZM79 52L81 53V51H79ZM107 52H108V51H107ZM129 52H130V51H129ZM177 52H178V51H177ZM182 52H183V51H182ZM259 52H260V51H259ZM1 53H2V52H1ZM6 53H8V52H6ZM6 53H5V54H6ZM10 53H11V52H10ZM62 53H63V52H62ZM74 53H75V51H74ZM94 53H96V52H94ZM109 53H110V52H109ZM135 53H136V52H135ZM137 53H138V52H137ZM144 53H145V52H144ZM200 53H201V52H200ZM200 53H199V54H200ZM260 53H261V52H260ZM2 54H3V53H2ZM33 54H35V52H33ZM37 54H38V53H37ZM68 54H69V53H68ZM72 54H73V53H72ZM85 54H86V53H85ZM87 54H88V53H87ZM104 54H105V53H104ZM131 54H132V53H131ZM142 54H143V53H142ZM176 54H177V53H176ZM185 54H186V52H185ZM69 55H70V54H69ZM93 55H94V54H93ZM187 55H188V53H187ZM209 55H210V54H209ZM228 55H229V54H228ZM231 55H232V53H231ZM15 56H16V55H15ZM51 56H52V54H51ZM96 56H98V55H96ZM96 56H95V57H96ZM106 56H107V55H106ZM185 56H186V55H185ZM195 56H196V55H195ZM218 56H219V55H218ZM254 56H255V55H254ZM5 57H6V56H5ZM38 57H39V55H38ZM44 57H45V56H44ZM89 57H90V56H89ZM93 57H94V56H93ZM208 57H209V56H208ZM216 57H217V55H216ZM227 57H228V56H227ZM3 58H4V57H3ZM7 58H8V56H7ZM18 58H19V57H18ZM46 58H47V57H46ZM51 58H52V57H51ZM86 58H88V57H86ZM91 58H92V56H91ZM99 58H100V57H99ZM103 58H105L104 55H103ZM131 58H132V57H131ZM193 58H194V57H193ZM202 58H203V56H202ZM235 58H237V57H235ZM254 58H255V57H254ZM81 59H82V58H81ZM81 59H80V60H81ZM101 59H102V56H101ZM212 59H213V58H212ZM214 59H215V58H214ZM224 59H225V58H224ZM238 59H239V58H238ZM238 59H237V60H238ZM43 60L46 61V59H43ZM84 60H85V58H84ZM92 60H94V59H92ZM103 60H104V59H103ZM127 60H128V59H127ZM130 60H131V59H130ZM148 60H149V58H148ZM158 60H159V59H158ZM189 60H191V59H189ZM216 60H217V59H216ZM245 60H247V58H246ZM74 61H75V60H74ZM122 61H123V60H122ZM166 61H168V60H166ZM173 61H174V60H173ZM183 61H184V60H183ZM219 61H220V59H219ZM228 61H229V60H228ZM235 61H236V60H235ZM243 61H244V60H243ZM10 62H11V61H10ZM46 62H47V61H46ZM80 62L82 63V61H79V63H80ZM233 62H234V61H233ZM245 62H246V61H245ZM3 63H4V62H3ZM18 63H20V62H18ZM79 63H78V65H79ZM81 63H80V64H81ZM133 63H134V61H133ZM147 63H148V62H147ZM168 63H170V62H168ZM171 63H172V62H171ZM183 63H184V65H185V62H183ZM189 63H190V62H189ZM229 63H230V62H229ZM46 64H47V63H46ZM62 64H63V63H62ZM255 64H256V63H255ZM19 65H20V64H19ZM31 65H33V64H31ZM133 65H134V64H133ZM135 65H136V64H135ZM137 65H140V64L137 63ZM142 65H143V64H142ZM207 65H208V64H207ZM214 65H215V64H214ZM240 65H241V64H240ZM253 65H254V64H253ZM17 66H18V65H17ZM33 66H34V65H33ZM79 66H80V65H79ZM160 66H161V65H160ZM160 66H159V67H160ZM169 66H170V64H169ZM171 66H172V65H171ZM189 66H190V64H189ZM191 66H192V65H191ZM208 66H209V65H208ZM215 66H216V65H215ZM228 66H229V65H228ZM254 66H255V65H254ZM263 66H264V65H263ZM15 67H16V66H15ZM100 67H101V66H100ZM112 67H114V66H112ZM135 67H136V66H135ZM142 67H143V66H142ZM145 67H146V66H145ZM174 67H175V66H174ZM194 67H195V64L193 65V68H194ZM213 67H214V66H213ZM223 67H224V66H223ZM31 68H32V67H31ZM109 68H110V67H109ZM136 68H137V67H136ZM140 68H141V67H140ZM163 68H164V67H163ZM191 68H192V67H191ZM237 68H238V67H237ZM240 68H241V67H240ZM249 68H250V67H249ZM259 68H260V67H259ZM261 68H262V67H261ZM102 69H103V68H102ZM106 69H107V68H106ZM111 69H112V68H111ZM150 69H151V68H150ZM159 69H160V68H159ZM168 69H169V68H168ZM177 69H178V68H177ZM184 69H185V68H184ZM198 69H199V68H198ZM218 69H219V68H218ZM233 69H234V67H233ZM242 69H244V68H242ZM256 69H257V68H256ZM103 70H104V69H103ZM112 70H113V69H112ZM235 70H236V68H235ZM235 70H234V71H235ZM239 70H240V69H239ZM253 70H254V69H253ZM259 70H260V69H259ZM13 71L15 72L14 69H13ZM24 71H25V70H24ZM109 71H110V74H111V76H112V73H113V72H111V70H109ZM146 71H147V70H145V72H146ZM149 71H150V70H149ZM152 71H153V70H152ZM158 71H159V70H158ZM176 71H177V70H176ZM201 71H202V70H201ZM251 71H252V70H251ZM64 72H65V71H64ZM103 72H104V71H103ZM103 72H101V73L103 74ZM119 72H120V71H119ZM121 72H122V71H121ZM130 72H132V71H130ZM134 72L136 73V71H134ZM214 72H215V71H214ZM258 72H259V71H258ZM16 73H17V72H16ZM25 73H26V72H25ZM97 73H98V72H97ZM107 73H108V72H106L105 75H106ZM132 73H133V72H132ZM152 73H153V72H152ZM157 73H158V72H157ZM161 73H162V71H161ZM177 73H178V72H177ZM198 73H199V72H198ZM202 73H203V72H202ZM212 73H213V72H212ZM220 73H223V72H220ZM230 73H231V72H230ZM238 73H239V72H238ZM114 74H115V73H114ZM130 74H131V73H130ZM138 74H139V73H138ZM154 74H155V73H154ZM178 74H180V73H178ZM216 74H217V73H216ZM226 74H227V73H226ZM226 74H225V75H226ZM257 74H259V73H257ZM65 75H66V74H65ZM116 75H117V74H116ZM116 75H115V77H116ZM120 75H121V74H120ZM131 75H133V74H131ZM136 75H137V74H136ZM159 75H160V74H159ZM193 75H194V74H193ZM197 75H198V74H197ZM202 75H203V74H202ZM214 75H215V73H214ZM217 75H218V74H217ZM217 75H216V76H217ZM221 75H222V74H220V76H221ZM240 75H241V74H240ZM250 75H251V74H250ZM253 75H254V74H253ZM263 75H264V74H263ZM16 76H17V75H16ZM18 76H20V78H21L22 75H21L20 72L18 73ZM108 76H109V75H108ZM113 76H114V75H113ZM113 76H112V77H113ZM138 76H139V75H138ZM140 76H141V75H140ZM152 76H153V74H152ZM155 76H156V75H155ZM155 76H154V77H155ZM223 76H224V75H223ZM227 76H228V75H227ZM238 76H239V75H238ZM248 76H249V75H248ZM24 77H25V76H24ZM55 77H56V76H55ZM117 77H118V76H117ZM135 77H136V76H135ZM135 77H133V78H135ZM171 77H172V76H171ZM171 77H170V78H171ZM201 77H202V76H201ZM201 77H200V78H201ZM251 77H252V76H251ZM263 77H264V76H263ZM12 78H13V76H12ZM84 78H85V77H84ZM104 78H105V77H104ZM123 78H124V77H123ZM127 78H130V76H129V77L127 76ZM133 78H132V79H133ZM138 78H142V76H141V77H138ZM172 78H173V77H172ZM172 78H171V79H172ZM183 78H184V77H183ZM190 78H191V77H190ZM234 78H235V77H234ZM241 78H242V77H241ZM22 79H23V78H22ZM107 79H108V78H107ZM112 79H113V78H112ZM117 79H118V78H117ZM117 79H116V81H117ZM124 79H125V78H124ZM181 79H182V77H181ZM185 79H186V78H185ZM231 79H232V78H231ZM239 79H240V78H239ZM255 79H256V78H255ZM14 80H15V79H14ZM18 80H20V79H18ZM38 80H39V79H38ZM96 80H98V79H96ZM102 80H103V78H102ZM122 80H123V79H122ZM138 80H139V79H138ZM157 80H158V79H157ZM172 80H173V79H172ZM183 80H184V79H183ZM183 80H182V81H183ZM201 80H202V79H201ZM208 80H209V79H208ZM210 80H211V79H210ZM227 80H228V79H227ZM56 81H58V80H56ZM98 81H99V80H98ZM120 81H121V80H120ZM194 81H195V80H194ZM211 81H212V80H211ZM225 81H226V80H225ZM239 81H240V80H239ZM249 81H250V80H249ZM10 82H11V81H10ZM14 82H15V81H14ZM46 82H47V81H46ZM63 82H64V80H63ZM63 82H62V83H63ZM111 82H112V81H111ZM114 82H115V81H114ZM147 82H148V81H147ZM151 82H152V81H151ZM178 82H179V81H178ZM201 82H202V81H201ZM208 82H209V81H208ZM250 82H251V81H250ZM48 83H49V82H48ZM57 83H58V82H57ZM65 83H66V82H65ZM93 83H94V81H93ZM100 83H101V82H100ZM130 83H131V82H130ZM130 83H129V84H130ZM193 83H194V82H193ZM196 83H197V82H196ZM213 83H214V82H213ZM226 83H227V82H226ZM239 83H240V82H239ZM248 83H249V82H248ZM253 83H254V82H253ZM42 84H43V83H42ZM106 84H107V83H106ZM112 84H113V82H112ZM121 84H122V82H121ZM123 84H124V83H123ZM129 84H128V86H129ZM134 84H135V83H134ZM186 84H187V83H186ZM188 84H189V83H188ZM190 84H191V83H190ZM190 84H189V85H190ZM198 84H199V83H198ZM217 84H218V82H217ZM232 84H233V83H232ZM235 84H236V83H235ZM241 84H242V82H241ZM250 84H251V83H250ZM259 84H260V83H259ZM43 85H44V84H43ZM64 85H65V84H64ZM66 85H67V84H66ZM71 85H72V84H71ZM99 85H100V84H99ZM125 85H126V84H125ZM135 85H136V84H135ZM173 85H174V84H173ZM194 85L196 86V84H194ZM199 85H200V84H199ZM203 85H205V84H203ZM228 85H230V84H228ZM247 85H248V84H247ZM47 86H48V85H47ZM61 86H62V85H61ZM89 86H90V85H89ZM102 86H103V85H102ZM115 86H116V85H115ZM141 86H142V85H141ZM141 86H140V87H141ZM157 86H158V85H157ZM178 86H179V85H177V87H178ZM187 86H188V85H187ZM197 86H198V85H197ZM200 86H202V85H200ZM209 86H210V85H209ZM212 86H213V85H212ZM232 86H233V85H232ZM244 86H245V85H244ZM250 86H251V85H249V87H250ZM252 86H254V85H252ZM44 87H45V86H44ZM123 87H124V86H123ZM142 87H143V86H142ZM146 87H147V86H146ZM180 87H181V86H180ZM191 87H192V86H191ZM202 87H203V86H202ZM202 87H201V88H202ZM204 87H205V86H204ZM213 87H214V86H213ZM259 87H261V86H259ZM62 88H63V87H62ZM64 88H65V87H64ZM64 88H63V90H64ZM119 88H120V86H119ZM205 88H206V87H205ZM219 88H220V87H219ZM219 88H218V89H219ZM221 88H222V87H221ZM2 89H3V88H2ZM7 89H8V88H7ZM11 89H14V88L11 87ZM22 89H23V88H22ZM59 89H60V88H59ZM66 89H67V88H66ZM93 89H94V88H93ZM114 89H115V88H114ZM116 89H117V88H116ZM121 89H122V88H121ZM121 89H120V90H121ZM132 89H133V88H132ZM139 89H140V88H139ZM148 89H149V88H148ZM155 89H156V88H155ZM168 89H169V88H168ZM175 89H176V88H175ZM183 89H184V88H183ZM185 89H186V87H185ZM185 89H184V90H185ZM222 89H223V88H222ZM9 90H10V89H9ZM16 90H17V88H16ZM18 90H20V89H18ZM76 90H77V89H76ZM103 90H104V89H103ZM103 90H102V91H103ZM140 90H141V89H140ZM142 90H143V89H142ZM149 90H151V89H149ZM156 90H157V89H156ZM176 90H177V89H176ZM178 90H179V89H178ZM181 90H182V89H181ZM215 90H216V89H215ZM98 91H99V90H98ZM121 91H122V90H121ZM133 91H134V90H133ZM219 91H220V89H219ZM227 91H229V90H227ZM250 91H251V90H250ZM12 92H13V90H12ZM59 92H60V91H59ZM104 92H105V91H104ZM115 92H116V91H115ZM124 92H125V91H124ZM148 92H149V91H148ZM151 92H152V91H151ZM159 92H160V91H159ZM220 92H221V91H220ZM251 92H252V91H251ZM13 93H14V92H13ZM21 93H22V92H20V94H21ZM105 93H106V92H105ZM116 93H117V92H116ZM128 93H129V92H128ZM130 93L133 94L132 92H130ZM130 93H129V94H130ZM138 93H139V92H138ZM177 93H178V92H177ZM179 93H180V90H179ZM179 93H178V94H179ZM221 93H223V92H221ZM221 93H220V94H221ZM6 94H7V92H6ZM80 94H81V93H80ZM86 94H87V93H86ZM86 94H85V95H86ZM95 94H97V93L95 92ZM101 94H102V93H100V97H101V98H103V97H106V98H107V96H101ZM106 94H109V93H106ZM106 94L103 93V95H106ZM152 94L154 95V93H152ZM182 94H183V92H182ZM243 94H244V93H243ZM246 94H249V93H246ZM250 94H251V93H250ZM250 94H249V95H250ZM55 95H56V94H55ZM72 95H73V94H72ZM110 95H111V93H110ZM133 95H134V94H133ZM135 95H136V94H135ZM147 95H149V94H147ZM147 95H146V96H147ZM155 95H156V94H155ZM189 95H190V94H189ZM213 95H214V94H213ZM217 95H219V93H218ZM253 95H254V94H253ZM27 96H28V95H27ZM65 96H66V95H65ZM83 96H84V95H83ZM98 96H99V95H98ZM115 96H116V95H115ZM124 96H125V95H124ZM129 96H130V95H129ZM207 96H208V95H207ZM221 96H222V94H221ZM243 96H244V95H243ZM11 97H13V96H11ZM15 97H16V96H15ZM77 97H78V96H77ZM87 97H89V96H87ZM111 97H112V96H111ZM133 97H134V96H133ZM135 97H136V96H135ZM138 97H140V96H138ZM147 97H148V96H147ZM217 97H218V96H217ZM238 97H239V96H238ZM247 97H248V96H247ZM50 98H51V96H50ZM59 98H60V96H59ZM71 98H72V97H71ZM73 98H74V97H73ZM106 98H104V99H106ZM151 98H152V97H151ZM208 98H209V96H208ZM224 98H225V97H224ZM239 98H240V97H239ZM252 98H253V97H252ZM6 99H7V98H6ZM16 99H17V98H16ZM56 99H57V98H56ZM76 99H77V98H76ZM104 99H103V100H104ZM115 99H118V98H115ZM121 99H122V98H121ZM121 99H120V101H121ZM135 99L137 100V98H135ZM148 99H150V98H148ZM152 99H153V98H152ZM225 99H226V98H225ZM228 99H229V98H228ZM240 99H241V98H240ZM3 100H5V98H3ZM7 100H9V98H8ZM49 100H50V99H49ZM57 100H58V99H57ZM60 100H61V98H60ZM63 100H64V99H63ZM66 100H67V99H65L64 101L66 102ZM69 100H70V99H69ZM74 100H75V98H74ZM112 100H113V99H112ZM128 100H129V98H128ZM132 100H133V99H132ZM221 100H222V99H221ZM226 100H227V99H226ZM226 100H225V101H226ZM88 101H89V100H88ZM106 101H107V99H106ZM114 101H115V100H114ZM123 101H125V100L123 99ZM123 101H122V102H123ZM138 101H140V99H139ZM138 101H137V102H138ZM146 101H148V100H146ZM222 101H223V100H222ZM222 101H221V102H222ZM235 101H236V100H235ZM240 101H241V100H239V102H240ZM242 101H243V100H242ZM254 101H255V100H254ZM34 102L36 103V101H34ZM38 102H39V101H38ZM56 102L59 103V102H62V101H56ZM72 102H74L73 99H72ZM77 102H78V101H77ZM104 102H105V101H104ZM129 102H130V101H129ZM141 102H142V100H141ZM150 102H151V101H150ZM256 102H257V101H256ZM14 103H15V102H14ZM49 103L52 105L51 100H50ZM126 103H127V101H126ZM161 103H162V102H161ZM243 103H245V102H243ZM59 104H60V103H59ZM59 104H58V105H59ZM81 104H83V103L81 102ZM106 104H108V103H106ZM123 104H124V102H123ZM134 104H135V103H134ZM196 104H197V103H196ZM12 105H13V104H12ZM51 105H50V106H51ZM114 105H115V103H114ZM116 105H117V104H116ZM118 105H119V104H118ZM124 105H125V104H124ZM131 105L134 106L133 104H131ZM131 105H130V106H131ZM176 105H177V104H176ZM194 105H195V104H194ZM227 105H228V104H226L225 106L228 107ZM229 105H230V104H229ZM9 106H10V105H9ZM9 106H8V109H9ZM14 106H15V105H14ZM52 106H53V105H52ZM52 106H51V107H52ZM56 106H57V105H56ZM61 106H63V105L61 104ZM121 106L124 107L123 105H121ZM125 106H126V105H125ZM136 106H137V105H136ZM195 106H196V105H195ZM222 106H223V105H222ZM231 106H232V105H231ZM248 106H249V105H248ZM5 107H6V105H5ZM10 107H11V106H10ZM19 107H20V106H19ZM65 107H67V106H64V108H65ZM134 107H135V106H134ZM190 107H191V106H190ZM11 108H12V107H11ZM15 108L17 109V107H15ZM135 108H136V107H135ZM195 108H196V107H195ZM6 109H7V108H6ZM8 109H7V110H8ZM52 109H53V108H51L50 110L53 111ZM65 109H66V108H65ZM125 109H126V108H125ZM131 109H133V107H132ZM184 109H185V107H184ZM197 109H198V108H197ZM229 109H230V108H229ZM250 109H251V107H250ZM0 110H1V109H0ZM46 110H47V109H46ZM121 110H122V109H121ZM231 110H232V109H231ZM234 110H235V109L232 110L233 113H234ZM81 111H82V110H81ZM241 111H242V110H241ZM246 111L248 112V109H245V113H246ZM261 111H264V110H261ZM129 112L131 113L132 111H129ZM135 112H136V110H135ZM179 112H180V111H179ZM201 112L204 113L205 116H206V115H209V116H211V117L213 116V117H215V118H219V117L223 114V108H221V106H219V105H218V106H217V105L214 106V105H211V104H210V105H208L205 109H203L202 111H200V113H201ZM256 112H257V111H256ZM46 113H47V111H46ZM60 113H61V112H60ZM81 113H82V112H81ZM228 113H229V112H228ZM242 113L244 114V112H242ZM257 113L259 114V112H257ZM260 113H261V112H260ZM262 113H263V112H262ZM18 114H19V112H18ZM72 114H73V113H72ZM224 114H225V112H224ZM224 114H223V116H224ZM237 114H238V112H237ZM65 115H66V114H64V116H65ZM73 115H74V114H73ZM77 115H78V114H77ZM80 115H81V114H80ZM154 115H156V114H154ZM245 115H246V114H245ZM249 115H250V114H249ZM252 115H253V114H252ZM263 115H264V114H263ZM0 116H1V114H0ZM67 116H68V113H67ZM78 116H79V115H78ZM81 116H82V115H81ZM119 116H120V115H119ZM128 116H129V113H128ZM169 116H170V115H169ZM178 116H179V115H178ZM193 116H194V114H193ZM234 116H235V115H234ZM255 116H256V115H255ZM260 116H261V114H260ZM260 116H259V117H260ZM19 117H20V114H19ZM68 117H69V116H68ZM123 117H124V116H123ZM130 117H131V116H130ZM136 117H138V116H135V118H136ZM226 117H227V116H226ZM237 117H238V116H237ZM30 118H31V117H30ZM69 118H70V117H69ZM138 118H139V117H138ZM149 118H151V117H149ZM187 118H189V117H187ZM222 118H223V117H222ZM234 118H235V117H234ZM241 118H242V117H241ZM70 119H71V118H70ZM132 119H133V118H132ZM140 119H142V118H140ZM173 119H175V118H172V120H173ZM192 119H193V118H192ZM60 120H62V119L60 118ZM73 120H74V119H73ZM76 120H77V119H76ZM76 120H74V121L76 122ZM78 120H79V118H78ZM156 120H157V119H156ZM156 120H155V121H156ZM224 120H225V117H224ZM244 120H245V119H244ZM256 120H257V118H256ZM3 121H4V120H3ZM3 121H2V122H3ZM16 121H17V120H16ZM20 121H21V120H20ZM90 121H92V120H89V122H90ZM140 121H141V120H140ZM176 121H177V120H176ZM222 121H223V120H222ZM0 122H1V120H0ZM5 122H6V121H5ZM49 122H50V121H49ZM64 122H65V121H64ZM72 122H73V121H72ZM98 122H99V121H98ZM136 122H138V121H136ZM136 122H135V123H136ZM224 122H225V121H224ZM10 123H11V121H10ZM41 123H43V122L41 121ZM73 123H74V122H73ZM76 123H77V122H76ZM78 123H80V121H79ZM81 123H82V121H81ZM84 123H85V122H84ZM92 123H93V122H92ZM128 123H129V120H128ZM138 123H139V122H138ZM142 123H143V122H142ZM225 123H226V122H225ZM244 123H245V122H244ZM3 124H4V123H3ZM3 124H1V125H3ZM46 124H47V122H46ZM54 124H55V122H54ZM67 124H68V123H67ZM70 124H71V122H70ZM89 124H90V123H89ZM89 124H88V125H89ZM131 124H132V123H131ZM139 124H140V123H139ZM139 124H138V125H139ZM183 124H184V123H183ZM11 125H12V123H11ZM41 125H42V124H41ZM49 125H50V123H49ZM57 125H60V124L57 123ZM68 125H69V124H68ZM74 125H75V124H74ZM77 125H78V124H76L75 126L77 127ZM85 125H87V124H85ZM90 125H92V124H90ZM93 126H94V125H93ZM134 126H135V125H134ZM158 126H159V125H158ZM191 126H192V125H191ZM191 126H190V128H191ZM206 126H207V125H206ZM228 126H229V124H228ZM1 127H2V126H1ZM36 127H37V126H36ZM58 127H59V126H58ZM153 127H154V126H153ZM184 127H186V125H185ZM243 127H244L243 121L239 119V120H237V121H234V122L232 123V126H231L230 128H228V129H229L230 131H239V130H241ZM61 128H62V127H61ZM89 128H90V126H88V128H87L88 131L90 132V129H89ZM92 128L94 129L95 127H92ZM92 128H91V129H92ZM96 128H97V127H96ZM96 128H95V131H96ZM99 128H100V127H99ZM101 128H102V127H101ZM166 128H167V127H166ZM207 128H208V127H207ZM209 128H210V127H209ZM212 128H213V127H212ZM62 129H64V127H63ZM71 129H72V128H71ZM82 129H84V128H82ZM138 129H139V128H138ZM182 129H183V128H182ZM193 129H194V128H193ZM246 129H247L248 132H251L252 134H253L255 131H257V132H264V120L262 119V120H260V121H258V122H256L255 120H249V124L247 125ZM80 130H81V128H80ZM97 130H98V128H97ZM139 130H140V129H139ZM155 130L157 131V129H155ZM155 130H154V131H155ZM171 130H172V129H171ZM183 130L185 131V129H183ZM6 131H7V130H6ZM43 131H44V130H43ZM53 131H56V130H53ZM66 131H67V130H66ZM74 131H75V130H74ZM100 131H101V129H100ZM100 131H99V133H100ZM188 131H189V130H188ZM198 131H199V130H198ZM222 131H223V130H222ZM222 131H220V132L222 133ZM9 132H10V131H8V133H9ZM47 132H48V131H47ZM82 132H83V130H82ZM82 132H79V133H80L81 135H83ZM92 132H93V131H92ZM106 132H108V131L106 130ZM106 132H104V131L102 132V131H101V133H105V135L107 134ZM137 132H138V131H137ZM140 132H141V130L139 131V134H140ZM167 132H168V130H167ZM167 132H166V133H167ZM173 132H174V131H173ZM190 132H191V131H190ZM190 132H189V133H190ZM192 132H193V131H192ZM192 132H191V133H192ZM195 132H196V131H195ZM244 132H245V131H244ZM244 132H243V133H244ZM248 132H247V133H248ZM4 133H5V132H4ZM28 133H29V132H28ZM44 133L46 134L45 131H44ZM56 133H57V132H56ZM67 133H68V132H67ZM77 133H78V132H77ZM157 133H158V132H157ZM181 133H182V131H181ZM196 133H197V132H196ZM221 133H220V134H221ZM228 133H229V131H228ZM228 133H227V134H228ZM230 133H231V132H230ZM240 133H241V132H240ZM247 133H246V134H247ZM47 134H49V135H47V136H50V133H47ZM69 134H72V133L69 132ZM73 134H75V133H73ZM85 134H87V133L85 132ZM85 134H84V136H85ZM89 134H92V133H89ZM110 134H111V133H109V136H110ZM137 134H138V133H137ZM155 134H156V132H155ZM176 134H178V133H176ZM204 134H205V132H204ZM244 134H245V133H244ZM255 134H256V133H255ZM257 134H261V133H257ZM257 134H256V136H257ZM9 135H10V134H9ZM29 135H30V134H29ZM96 135H98L97 132H96L95 136H96ZM100 135H101V134H100ZM102 135H103V134H102ZM105 135H103V136H105ZM107 135H108V134H107ZM118 135H119V134H118ZM120 135H121V137L124 136V135H122L121 133H120ZM127 135H130V133L127 134ZM166 135H167V134H166ZM173 135H174V134H173ZM178 135H180V134H178ZM181 135H183V134H181ZM187 135H188V134H187ZM192 135H194V134H192ZM54 136H55V133H54ZM73 136H74V135H73ZM76 136H77V135H76ZM84 136H83V137H84ZM88 136H89V135H88ZM88 136H87V137H88ZM91 136H93V134L90 135V137H91ZM103 136H102V137H103ZM114 136H115V134H114ZM125 136H126V135H125ZM137 136H139V135H137ZM169 136H170V135H169ZM176 136H177V135H176ZM176 136H175V137H176ZM185 136H186V135H185ZM190 136H191V135H190ZM196 136H198V135H196ZM203 136H204V135H203ZM227 136H228V135H227ZM230 136H231V135H230ZM65 137H66V136H65ZM69 137H70V136H69ZM74 137H75V136H74ZM74 137H73V139H74ZM79 137H80V136H78L77 139H79ZM81 137H82V136H81ZM93 137H94V136H93ZM97 137H98V136H97ZM112 137H113V136H112ZM127 137H128V136H127ZM132 137H133V136H132ZM134 137H135V135H134ZM178 137H181V136H178ZM198 137H199V136H198ZM247 137H248V136H247ZM251 137H252V136H251ZM257 137H258V136H257ZM263 137H264V136H263ZM7 138H10V137L8 136ZM53 138H54V137H53ZM56 138H57V137H56ZM60 138H61V137H60ZM88 138H89V137H88ZM88 138H87V139H88ZM95 138H96V137H95ZM135 138H136V137H135ZM135 138H134V140H135ZM181 138H182V137H181ZM185 138H186V137H185ZM187 138H189V136H187ZM193 138H194V137H193ZM220 138H222V136H220ZM228 138H230V137L228 136ZM258 138H259V137H258ZM4 139H5V138H4ZM54 139H55V138H54ZM65 139H66V138H65ZM113 139H116V138H113ZM125 139H126V138H125ZM127 139H128V138H127ZM132 139H133V138H132ZM246 139H247V138H246ZM8 140H9V139H8ZM46 140H47V139H46ZM59 140L61 141V139H59ZM89 140L91 141L90 138H89ZM92 140H93V139H92ZM94 140H95V139H94ZM102 140H103V139H102ZM110 140H111V139H110ZM130 140H131V138H130ZM140 140H141V139L139 138V141H140ZM159 140H160V139H159ZM182 140H185L184 137H183ZM188 140H189V139H188ZM194 140H195V139H194ZM204 140H205V137H204ZM207 140H208V139H207ZM220 140H222V139H220ZM237 140H238V138H237ZM239 140H240V139H239ZM251 140H253V139H251ZM255 140H256V139L254 138V141H255ZM259 140H260V138H259ZM0 141H2V140H0ZM3 141H4V140H3ZM53 141H55V140H53ZM72 141H73V140H72ZM87 141H88V140H87ZM90 141H88V144H87V145H89V143L92 142V141H91V142H90ZM95 141H98V139L95 140ZM99 141H100V140H99ZM229 141H230V139H229ZM40 142H41V141H40ZM40 142H39V143H40ZM57 142H58V141H57ZM84 142H85V141H84ZM122 142H123V141H122ZM132 142H133V141H132ZM156 142H157V141H156ZM186 142H189V141L185 140V144H186ZM258 142H259V141H258ZM10 143H11V142H10ZM12 143H13V142H12ZM48 143H49V142H48ZM53 143H54V142H53ZM60 143H64V142L62 141V142H60ZM69 143H70V142H69ZM85 143H87V142H85ZM100 143H102V142L100 141ZM106 143H107V142H106ZM130 143H131V142H130ZM133 143H134V142H133ZM194 143H195V144H194ZM194 143H193V144L196 145L197 142H194ZM207 143H208V142H207ZM222 143H223V142H222ZM231 143H233V142H231ZM234 143H237L236 140H235ZM2 144H3V143H2ZM4 144H5V143H4ZM66 144H67V143H66ZM75 144H76V143H75ZM79 144H80V145H78V146L82 147V146H81L82 143H79ZM91 144H92V143H91ZM102 144H103V143H102ZM102 144H101V145H102ZM108 144H109V143H108ZM108 144H107V146H108ZM114 144H115V143H113L112 146H114V147H115V150H116V146H117V145L115 146ZM116 144H118V143L116 142ZM124 144H125V141H124ZM124 144H123V145H124ZM126 144H127V143H126ZM162 144H163V142H162ZM201 144H202V143H201ZM0 145H1V142H0ZM11 145H12V144H11ZM58 145H59V144H58ZM67 145H68V144H67ZM94 145H96V144H94ZM104 145H105V144H104ZM109 145H111V144H109ZM187 145H189V144H187ZM233 145H234V144H233ZM36 146H37V145H36ZM54 146H55V145H54ZM69 146H70V145H69ZM76 146H77V145H76ZM83 146H84V145H83ZM99 146H100V145H99ZM99 146H97V147H99ZM182 146L184 147L185 145H182ZM197 146H198V144L196 145V148H197ZM221 146H222V145H221ZM221 146H219V147H221ZM236 146H237V145H235L234 147H236ZM239 146H240V144H239ZM239 146H238V147H239ZM244 146H245V145H244ZM244 146H243V147H244ZM256 146H257V149H256V150H258V146H259V145H256ZM37 147H38V146H37ZM45 147H46V146H45ZM61 147H63V146H61ZM67 147H68V146H67ZM108 147H109V146H108ZM110 147H111V146H110ZM117 147H118V146H117ZM126 147H130V145L128 146V144H127ZM169 147H170V146H169ZM199 147H200V146H199ZM245 147H246V146H245ZM4 148H6L5 145H4ZM10 148H12V147H10ZM50 148H51V147H50ZM53 148H55V147H53ZM53 148H51V149L53 150ZM77 148H78V147H77ZM93 148H94V147H93ZM143 148H144V147H143ZM180 148H181V147H180ZM191 148H192V147H191ZM236 148H237V147H236ZM236 148H235V149H236ZM240 148H242V147H240ZM240 148H239V150H240ZM59 149H60V148H59ZM67 149H68V148H67ZM70 149H71V148H70ZM80 149H81V148H80ZM82 149H83V148H82ZM91 149H92V148H91ZM107 149H109V148H107ZM117 149H118V148H117ZM134 149H135V148H134ZM139 149H140V148H139ZM141 149H142V148H141ZM141 149H140V150H141ZM151 149H152V148H151ZM181 149H182V148H181ZM186 149H187V148L185 147V152H187ZM193 149H195V148H192V150H193ZM198 149H199V148H198ZM200 149H201L200 151H202V148H201V147H200ZM220 149H221V148H220ZM5 150H7V149H5ZM29 150H31V149H29ZM33 150H34V149H33ZM55 150H56V149H55ZM61 150H62V149H61ZM76 150H78V149H76ZM92 150H93V149H92ZM210 150H212V149H210ZM236 150H237V149H236ZM247 150H248V149H247ZM251 150H252V149H251ZM1 151H2V149H1ZM18 151H19V150H18ZM70 151H72V150H70ZM70 151H69V152H70ZM119 151H120V149H119ZM121 151H122V150H121ZM153 151H154V149H153ZM153 151H152V152H153ZM158 151H159V150H158ZM200 151H198V152H200ZM231 151H232V150H231ZM237 151H238V150H237ZM249 151H250V150H249ZM263 151H264V150H263ZM12 152H13V151H12ZM21 152H23V150H22ZM34 152H36V151H34ZM47 152L49 153V151H47ZM73 152H74V151H73ZM79 152H80V150H79ZM88 152H89V151H88ZM110 152H111V150H110ZM140 152H142V151H140ZM180 152H181V151H180ZM185 152H184V153H185ZM198 152H197V149H196V154L199 155V156L197 157V155H194L195 158H199V157H200L201 154H199ZM208 152H210L209 149H208ZM7 153H8V151H7ZM28 153H29V151H28ZM38 153H39V152H37V154H38ZM55 153H58V151L55 152ZM145 153H147V152H145ZM192 153L195 154L194 152H192ZM201 153H202V152H201ZM237 153H238V152H237ZM240 153H241V152H240ZM254 153H255V152H254ZM16 154H17V153H16ZM20 154H21V153H20ZM23 154L25 155V153H23ZM37 154H36V155H37ZM65 154H66V153H65ZM76 154H77V152H76ZM81 154H82V153H81ZM105 154H106V152H105ZM147 154H150V153H147ZM147 154H146V155H147ZM154 154H155V153H154ZM180 154H181V153H180ZM185 154H186V153H185ZM193 154H191V156H192ZM228 154H229V153H228ZM250 154H251V153H250ZM1 155H2V157H3V154H1ZM10 155H12V154H10ZM67 155H68V154H67ZM73 155H74V154H73ZM78 155H79V154H77V156H78ZM82 155H84V154H82ZM106 155H107V154H106ZM119 155H120V154H119ZM121 155L123 156V154H121ZM140 155H141V154H140ZM177 155H178V154H177ZM182 155H183V154H182ZM208 155H209V153H208ZM214 155H215V154H214ZM216 155H218V152H217ZM216 155L214 156V158L217 157ZM220 155H221V154H220ZM229 155H230V154H229ZM252 155H253V154H252ZM263 155H264V154H263ZM7 156H8V155H7ZM37 156H38V158H39V155H37ZM63 156H64V155H63ZM97 156H98V155H97ZM97 156H96V157H97ZM112 156H113V155H112ZM122 156H121V157H122ZM128 156H129V155H128ZM152 156H155V155H152ZM183 156H185V155H183ZM183 156H181V157H183ZM239 156H240V155H239ZM4 157H5V156H4ZM18 157H19V156H18ZM18 157H17V158H18ZM109 157H110V156H109ZM179 157H180V156H179ZM206 157H207V155H206ZM210 157H211V156H210ZM221 157H222V155H221ZM240 157H241V156H240ZM240 157H239V158H240ZM0 158H1V157H0ZM5 158H6V157H5ZM27 158L29 159V157H27ZM43 158H44V157H43ZM53 158H55V156H54ZM58 158H59V156H58ZM61 158H62V157H61ZM71 158H72V157H71ZM76 158H77V157H76ZM76 158L74 157L75 160H76ZM80 158H81V157H80ZM110 158H112V157H110ZM110 158H109V160H112V159H110ZM114 158H116V156H115ZM191 158H192V157H191ZM217 158H218V157H217ZM217 158H216V160H217ZM226 158H228V157H226ZM230 158H231V157H230ZM239 158H238V159H239ZM22 159H23V158H22ZM45 159H46V158H45ZM74 159H73V160H74ZM77 159H78V158H77ZM128 159H129V158H128ZM133 159H135V158H133ZM153 159H154V158H153ZM183 159H184V158H183ZM209 159H210V158H209ZM219 159H221V158H219ZM231 159H232V158H231ZM235 159H237V158H235ZM245 159H246V158H245ZM245 159H244V157H243V160H244V161H245ZM249 159H250V157H249ZM2 160H3V159H2ZM29 160H31V159H29ZM34 160H35V159H34ZM36 160H37V159H36ZM42 160H43V159H42ZM49 160H50V158H49ZM52 160H53V159H52ZM109 160H106V161L109 162ZM124 160H125V158H124ZM135 160H136V159H135ZM192 160H193V159H192ZM211 160H212V159H211ZM58 161H59V160H58ZM80 161H81V160H79V162H80ZM83 161H84V160H83ZM88 161H89V160H88ZM98 161H99V160H98ZM112 161H113V160H112ZM144 161H147V160L144 159ZM144 161H143V162H144ZM171 161H172V160H171ZM214 161H215V160H214ZM225 161H228V160H225ZM238 161H239V160H238ZM0 162H1V161H0ZM3 162H4V161H3ZM21 162H22V161H21ZM33 162H35V161H33ZM33 162H32V164H33ZM38 162H39V161H38ZM48 162H49V161H48ZM55 162H56V161H55ZM84 162H85V161H84ZM99 162H100V161H99ZM113 162H114V161H113ZM122 162H123V161H122ZM131 162H132V161H131ZM133 162H134V161H133ZM137 162H138V161H137ZM153 162H154V161H153ZM156 162H158V161H156ZM185 162H186V161H185ZM220 162H221V161H220ZM235 162H236V160H235ZM1 163H2V162H1ZM6 163H7V162H6ZM73 163H74V162H73ZM81 163H82V162H81ZM85 163H86V162H85ZM97 163H98V162H97ZM97 163H95L96 166H97ZM125 163H126V162H125ZM138 163H139V162H138ZM146 163H148V162H146ZM217 163H218V162H217ZM224 163H226V162H224ZM238 163H239V162H238ZM243 163H244V162H243ZM21 164H22V163H21ZM40 164H41V162H40ZM40 164H39V165H40ZM57 164H58V163H57ZM74 164H75V163H74ZM99 164H100V163H99ZM108 164H109V163H108ZM112 164H113V163H112ZM114 164H115V162H114ZM131 164H132V163H131ZM144 164H145V163H144ZM154 164L156 165V163H154ZM154 164H153V166H155ZM163 164H164V163H163ZM173 164H174V163H173ZM194 164H195V163H194ZM246 164H247V162H246ZM246 164H245V165H246ZM3 165H4V164H3ZM58 165H59V164H58ZM91 165H92V164H91ZM93 165H94V164H93ZM129 165H130V164H129ZM139 165H140V164H139ZM139 165L137 164V166H139ZM148 165H151V164L148 163ZM148 165H147V166H148ZM158 165H159V162H158ZM161 165H162V164H161ZM164 165H165V164H164ZM214 165H215V164H214ZM7 166H8V165H7ZM7 166H6V167H7ZM10 166H13V165H10ZM46 166H47V165H46ZM65 166H66V165H65ZM75 166H76V165H75ZM87 166H88V165H87ZM89 166H90V163H89ZM89 166H88V167H89ZM98 166H99V165H98ZM98 166H97V167H98ZM105 166H106V165H105ZM130 166H131V165H130ZM162 166H163V165H162ZM166 166H167V164H166ZM215 166H216V165H215ZM247 166H248V164H247ZM8 167H9V166H8ZM73 167H74V166L72 165V168H73ZM80 167H81V166H80ZM91 167H92V166H91ZM93 167H94V166H93ZM93 167H92V169H94ZM101 167H102V166H101ZM157 167H158V166H157ZM157 167H156V168H157ZM170 167H171V165H170ZM230 167H231V166H230ZM237 167H238V166H237ZM251 167H252V166H251ZM3 168H5V167H3ZM9 168H10V167H9ZM72 168H71V169H72ZM75 168H77V167H75ZM85 168H86V167H85ZM105 168H106V167H105ZM156 168H155V169H156ZM168 168H169V167H168ZM176 168H177V167H176ZM195 168H196V167H195ZM227 168H228V167H227ZM253 168H254V169L251 170L252 172H250V173H252L253 175L256 174V176L259 178V179H258L259 182H260L259 191L261 192V198L264 200V165H262L261 162H259V164L256 163V165H255ZM0 169H2V168H0ZM16 169H17V168H16ZM36 169H37V168H36ZM87 169H88V168H87ZM87 169H86V170H87ZM97 169H98V168H97ZM107 169H108V168H107ZM109 169H110V168H109ZM122 169H123V167H122ZM137 169H138V168H137ZM142 169H143V168H142ZM151 169H152V168H151ZM157 169H159V168H157ZM162 169H163V168H162ZM208 169H210V168H208ZM208 169H207V170H208ZM216 169H217V168H215V170H216ZM232 169H233V168L231 167V170H232ZM237 169H238V168H237ZM2 170H3V169H2ZM10 170H11V169H9V171H10ZM13 170H15V169H13ZM17 170H18V169H17ZM25 170H26V169H25ZM47 170H48V169H47ZM72 170H73V169H72ZM79 170H80V169H79ZM82 170H83V169H82ZM94 170H95V169H94ZM116 170H118V169H116ZM124 170H125V169H124ZM129 170H130V169H129ZM168 170H169V169H168ZM176 170H178V168L175 169V171H176ZM186 170H187V168H186ZM189 170H190V169H189ZM199 170H201V169H199ZM202 170H203V168H202ZM215 170H214V171H215ZM239 170H240V169H239ZM243 170H244V169H243ZM0 171H1V170H0ZM6 171H8V169H6ZM11 171H12V170H11ZM22 171H23V170H22ZM22 171H21V172H22ZM74 171H75V170H74ZM80 171H81V170H80ZM104 171H105V170H104ZM108 171H112V170H108ZM133 171H134V169H133ZM136 171H137V170H136ZM138 171H140V168H139ZM163 171H164V170H163ZM170 171L172 172V170H170ZM196 171H197V170H196ZM216 171H217V170H216ZM246 171H247V169H246ZM2 172H3V171H2ZM19 172H20V171H19ZM52 172H53V171H52ZM68 172H69V171H68ZM78 172H79V171H78ZM88 172H89V171H88ZM94 172H95V173H94V176H95V175H96V171H94ZM97 172H98V171H97ZM99 172H100V171H99ZM99 172H98V175H99ZM122 172H123V171H122ZM130 172H131V171H130ZM178 172H179V170H178ZM181 172H182V171H181ZM205 172H206V171H205ZM207 172H208V171H207ZM0 173H1V172H0ZM10 173H11V172H10ZM31 173H32V171H31ZM79 173H80V172H79ZM82 173H84V172H82ZM101 173H102V172H101ZM108 173H110V172H108ZM164 173H165V172H164ZM179 173H180V172H179ZM186 173H187V172H186ZM199 173H200V172H199ZM202 173H203V172H201V174H202ZM208 173H209V172H208ZM210 173H211V172H210ZM217 173H219V171H218ZM217 173H216V174H217ZM233 173H234V172H233ZM47 174H51V173H48V172H47ZM47 174H46V175H47ZM57 174H58V173H57ZM74 174H76L75 177H77V173H74ZM80 174H81V173H80ZM80 174H79V175H80ZM90 174H91V173H90ZM112 174H113V173H112ZM114 174H115V173H114ZM134 174H135V173H134ZM159 174H160V172H159ZM166 174H169V173H167V171H166ZM166 174H165V175H166ZM206 174H207V173H206ZM213 174H214V173H213ZM245 174H246V173H245ZM10 175H11V174H10ZM33 175H34V174H33ZM52 175H53V173H52ZM58 175H59V174H58ZM63 175H65V174H63ZM70 175H71V174H70ZM72 175H73V173H72ZM83 175H84V174H83ZM83 175H81V177H82ZM100 175H101V174H100ZM104 175H105V174H102V176H104ZM109 175H110V174H107V177H108ZM115 175H117V174H115ZM128 175H129V173H128ZM135 175H136V174H135ZM138 175H139V174H138ZM161 175H162V173H161ZM165 175H164V176H165ZM176 175H177V173H176ZM176 175H174V176H176ZM190 175H192V171H191V174H190ZM195 175H196V174H195ZM204 175H205V174H203V177H204ZM211 175H212V173H211ZM214 175H215V174H214ZM227 175H228V174H227ZM0 176H1V175H0ZM5 176H6V175H5ZM36 176H37V175H36ZM48 176H49V175H48ZM53 176H54V175H53ZM84 176H85V175H84ZM88 176H89V175H88ZM91 176H93V175H91ZM96 176H97V175H96ZM110 176H111V175H110ZM110 176H109V177H110ZM166 176H167V175H166ZM184 176H185V173H184ZM217 176H218V175H217ZM221 176H222V174H221ZM246 176H247V174H246ZM54 177H55V176H54ZM59 177L62 179V175H61V176L59 175ZM65 177H66V176H65ZM72 177H73V176H72ZM107 177H106V178H107ZM155 177H156V176H155ZM205 177H206V176H205ZM213 177H214V176H213ZM231 177H232V176H231ZM238 177H239V176H238ZM238 177H237V178H238ZM20 178H21V177H20ZM27 178H28V177H27ZM55 178H56V177H55ZM73 178H74V177H73ZM84 178H86V177H84ZM98 178H99V177H98ZM100 178H101V177H100ZM100 178H99V180H100ZM171 178H172V177H171ZM177 178H178V177H177ZM181 178H182V177H181ZM197 178H198V177H197ZM206 178H207V177H206ZM233 178H234V177H233ZM22 179H23V178H22ZM25 179H26V178H25ZM25 179H23V182H24ZM75 179H76V178H75ZM82 179H83V178H81V180H82ZM91 179H92V177H91ZM109 179H110V178H108V180H109ZM112 179H113V178H112ZM117 179H118V181L120 180V178H117ZM127 179H128V178H127ZM130 179H134V178H131V175H130L129 180H130ZM137 179H138V177H137ZM140 179H141V178H140ZM162 179H163V178H162ZM162 179H161V180H162ZM164 179H165V178H164ZM189 179H190V178H189ZM191 179H192V177H191ZM34 180H36V178H35ZM34 180H33V181H34ZM42 180L44 181V179H42ZM49 180H50V179H49ZM77 180L79 181V179H77ZM83 180H84V179H83ZM83 180H82V181H83ZM99 180H97V181L100 182ZM102 180H104V179L102 178ZM125 180H126V178H125ZM171 180L174 181V180H176V179H175V177H174V179H171ZM182 180H184V179H182ZM187 180H188V179H187ZM187 180H186V181H187ZM194 180H196V178H195V179L193 178V181H194ZM209 180H212V179L210 178ZM239 180H240V179H239ZM27 181H28V180H27ZM60 181H61V180H60ZM62 181H64V180H62ZM66 181H67V180H66ZM90 181H91V180H90ZM110 181H113V182H114V180H110ZM118 181H117V182H118ZM126 181L128 182V180H126ZM147 181H148V180H147ZM188 181H189V180H188ZM199 181H200V174H199ZM242 181H244V180H242ZM37 182H39V181H37ZM46 182H47V181H46ZM51 182H52V181H51ZM92 182H93V181H92ZM105 182H106V181H105ZM107 182H108V181H107ZM120 182H121V181H120ZM123 182L125 183V181H123ZM129 182H130V181H129ZM142 182H145V181L142 180ZM175 182H176V181H175ZM179 182H180V181H179ZM179 182H178V183H179ZM181 182H182V181H181ZM190 182H191V180L189 181V183H190ZM207 182H209V181H206V183H207ZM216 182H217V181H216ZM216 182H215V185H216ZM240 182H241V181H240ZM21 183H22V181H21ZM61 183H62V182H61ZM68 183H69V182H68ZM80 183H81V182H80ZM80 183H78V184H80ZM85 183H86V181H85ZM102 183H103V182H102ZM165 183H166V181H165ZM167 183H168V182H167ZM187 183H188V182H187ZM203 183H204V181H203ZM210 183H212V181H211ZM22 184H26V180H25V183H22ZM29 184H30V183H28V185H29ZM45 184H46V183L44 182V185H45ZM51 184H52V183H51ZM94 184H95V182H94ZM100 184H101V183H100ZM103 184H104V183H103ZM103 184H101V186H103ZM108 184H109V182H108ZM132 184H133V182H132ZM136 184H137V183H136ZM157 184H158V183H157ZM159 184H160V183H159ZM168 184H170V183H168ZM173 184H174V183H173ZM190 184H191V183H190ZM252 184H253V183H252ZM31 185H32V184H31ZM33 185H34V184H33ZM110 185H112V184H110ZM114 185H115V184H114ZM114 185H113V187H114ZM119 185H120V184H119ZM123 185H124V187H125V184H123ZM126 185H127V184H126ZM137 185H138V184H137ZM142 185H144V184H142ZM185 185H186V184H185ZM195 185H197V183H196ZM195 185H194V186H195ZM19 186H20V185H19ZM25 186H26V185H25ZM59 186H60V185H58V187H59ZM62 186H64V185H62ZM66 186H67V185H66ZM86 186H87V185H86ZM132 186H133V185H132ZM132 186H131V189L128 188L129 191L133 189ZM134 186H135V184H134ZM134 186H133V187H134ZM162 186H163V185H162ZM164 186H166V185H164ZM173 186H174V185H172V188H174ZM181 186H182V185H181ZM189 186H190V185H189ZM202 186H203V185H202ZM202 186H200V187L202 188ZM206 186H207V184H206ZM4 187H5V185H4ZM6 187H7V186H6ZM27 187H28V186H27ZM31 187H32V186H31ZM40 187L43 188V186H41V184H40ZM45 187H46V186H44V188H45ZM76 187H77V185H76ZM76 187H75V188H76ZM115 187L118 188V185L115 186ZM119 187H120V186H119ZM124 187H123V188H124ZM127 187H128V185H127ZM144 187H145V186H144ZM158 187H160V186H158ZM158 187H157V189H158ZM196 187H197V186H196ZM204 187H205V186H204ZM207 187H208V186H207ZM209 187H210V186H209ZM249 187H250V186H249ZM23 188H24V187H23ZM48 188H50V184H49V187H48ZM52 188H55V187L52 186ZM86 188L88 189V187H86ZM93 188H94V187H93ZM105 188H106V187H105ZM111 188H112V187H111ZM123 188H122V189H123ZM139 188H141V187H139ZM160 188H161V187H160ZM189 188H190V187H189ZM192 188H193V186H192ZM251 188H252V187H251ZM251 188H250V189H251ZM30 189H32V188H30ZM33 189H34V188H33ZM56 189H57V188H56ZM69 189H70V188H69ZM73 189H74V188H73ZM73 189H72V190H73ZM90 189H91V187L89 188V190H90ZM106 189L109 190V188H106ZM118 189H119V188H118ZM118 189H116V190H118ZM126 189H127V188H126ZM136 189H138V188H136ZM148 189H149V188H148ZM148 189H147V190H148ZM198 189H199V188H198ZM209 189H211V188H209ZM213 189H215V188H213ZM252 189H253V188H252ZM52 190H53V189H52ZM67 190H68V189H67ZM70 190H71V189H70ZM89 190H88V191H89ZM94 190L96 191V189H94ZM100 190H101V189H100ZM112 190H113V188H112ZM120 190H121V189H120ZM149 190H150V189H149ZM158 190H159V189H158ZM161 190H162V189H161ZM164 190H165V187H164ZM170 190H171V189H170ZM170 190H169V191H170ZM180 190H181V189H180ZM189 190H190V189H189ZM196 190H197V189H196ZM200 190H201V189H200ZM211 190H212V189H211ZM237 190H238V189H237ZM254 190H255V188H254ZM18 191H19V190H18ZM46 191H47V190H46ZM77 191H78V190H77ZM82 191H83V190H82ZM88 191H87V192H88ZM101 191H102V190H101ZM109 191H110V190H109ZM118 191H119V190H118ZM134 191H136V190H134ZM134 191H133L132 193H135ZM145 191H146V190H145ZM162 191H163V190H162ZM174 191H175V190H174ZM191 191H192V190H191ZM201 191H202V190H201ZM246 191H247V190H246ZM51 192H52V191H51ZM67 192H68V191H67ZM85 192H86V191H85ZM85 192H84V194H85ZM90 192H91V191H90ZM90 192H88V193H90ZM96 192H99V191H96ZM110 192H112V191H110ZM110 192H109L108 194H110ZM115 192H116V191H115ZM136 192H137V191H136ZM138 192H139V194H141L140 191H138ZM150 192H151V191H150ZM166 192H167V188H166ZM171 192H172V190H171ZM193 192H194V190H193ZM198 192H199V190H198ZM238 192H239V190H238ZM32 193H33V192H32ZM195 193H197V192H195ZM195 193H194V194H195ZM218 193H219V192H218ZM19 194H20V193H19ZM61 194H62V193H61ZM73 194H74V193H73ZM77 194H78V193H77ZM102 194H103V193H102ZM112 194H113V193H112ZM112 194H111V195H112ZM130 194H131V193H130ZM139 194H138V195H139ZM143 194H144V193H143ZM146 194H147V193H146ZM165 194H166V193H165ZM171 194H172V193H171ZM171 194H170V195H171ZM183 194H184V193H183ZM201 194L203 195V193H201ZM204 194H206V193H204ZM27 195H28V194H27ZM90 195H92V194H90ZM96 195H97V194H96ZM134 195H135V194H134ZM136 195H137V193H136ZM141 195H142V194H141ZM157 195H158V194H157ZM209 195H211V194L209 193ZM213 195H217V194L213 193ZM1 196H2V195H1ZM42 196H43V195H42ZM82 196H83V195H82ZM105 196H106V195H105ZM113 196H115V195H113ZM158 196H159V195H158ZM165 196H166V195H165ZM189 196H190V195H189ZM199 196H200V194H199ZM203 196H204V195H203ZM217 196H218V195H217ZM217 196H216V197H217ZM18 197H20V195H19ZM22 197H23V196H22ZM73 197H74V196H73ZM87 197H89V196L87 195ZM90 197H91V196H90ZM100 197H101V196H100ZM117 197H119V196H117ZM122 197H123V196H122ZM131 197H132V196H131ZM131 197H130V198H131ZM142 197L145 198V196H142ZM146 197H147V196H146ZM161 197H162V196H161ZM171 197H172V195H171ZM183 197H184V196H183ZM193 197H194V196H193ZM193 197H192V198H193ZM219 197H221V196H219ZM231 197H232V196H231ZM79 198H80V197H79ZM82 198H83V197H82ZM85 198H86V196H85ZM94 198H95V197H94ZM102 198H103V200H104L105 197H102ZM102 198H100V200H101ZM107 198H108V197H107ZM112 198L114 199V197H112ZM128 198H129V197H128ZM135 198H137V197H135ZM153 198H154V197H153ZM172 198H173V197H172ZM184 198H185V197H184ZM196 198H197V197H196ZM209 198H210V197H209ZM4 199H5V198H4ZM4 199H3V200H4ZM30 199H31V197H30ZM30 199L28 200V198H27L28 201H30ZM40 199H41V198H40ZM40 199L38 198L37 200L40 201ZM44 199H45V198H44ZM73 199H74V198H73ZM98 199H99V198H98ZM98 199H97V200H98ZM109 199L112 201V199H111L110 197L108 198V200H109ZM123 199H124V198H123ZM131 199H132V198H131ZM138 199L140 200V196L137 198V200H138ZM145 199H146V198H145ZM151 199H152V197H151ZM168 199H169V198H168ZM199 199H200V198H199ZM199 199H198V202H201ZM219 199H220V198H219ZM249 199H250V198H249ZM20 200H21V199H20ZM24 200H25V199H24ZM82 200H83V199H82ZM87 200H88V199H87ZM115 200H117V199H115ZM115 200H114V202H115ZM128 200H129V199H128ZM132 200H133V199H132ZM181 200H182V198H181ZM189 200H191V198H190ZM208 200H209V199H208ZM210 200H212V198H211ZM213 200H216V199L214 198ZM236 200H237V199H236ZM244 200H246V199H244ZM251 200H253V199H251ZM4 201H5V200H4ZM16 201H18V200L16 199ZM92 201H93V200H92ZM95 201H96V200H95ZM117 201H118V200H117ZM119 201H121L120 198H119ZM155 201H156V200H155ZM158 201H160V200H158ZM165 201H166V200H165ZM191 201H192V200H191ZM196 201H197V200H196ZM216 201H217V200H216ZM219 201H220V200H219ZM246 201H247V200H246ZM18 202H19V201H18ZM25 202H26V201H25ZM41 202H42V201H41ZM44 202H46V201H44ZM74 202H75V201H74ZM80 202H82V201L80 200ZM80 202H79V203H80ZM97 202H98V201H97ZM97 202H95V203L97 204ZM99 202H100V201H99ZM99 202H98V204H100ZM112 202H113V201H112ZM125 202H126V200H125ZM125 202H124V204H125ZM130 202H131V200L129 201V204L132 206V204H131ZM135 202H136V199H135ZM140 202H141V201H140ZM146 202H147V201H146ZM167 202H169V201H167ZM170 202H171V200H170ZM175 202H176V200H175ZM179 202H180V201H179ZM187 202H188V201H187ZM192 202H193V201H192ZM194 202H195V201H194ZM206 202H207V201H206ZM208 202H209V201H208ZM229 202H230V201H229ZM71 203H73V202H71ZM76 203H77V202H76ZM88 203H89V202H88ZM103 203H104V202H103ZM103 203H102V204H103ZM118 203H119V202H117V204H118ZM127 203H128V202H127ZM141 203H142V202H141ZM151 203H152V201H151ZM216 203H217V202H216ZM43 204H44V203H43ZM45 204H46V203H45ZM74 204H75V203H74ZM91 204H92V203H91ZM91 204H90V205H91ZM105 204H106V203H105ZM105 204H104V205H105ZM145 204H146V207H147V204H148V203H145ZM165 204H166V203H165ZM178 204H179V203H178ZM190 204H191V202H190ZM194 204H195V203H194ZM198 204H199V203H198ZM198 204H197V205H198ZM214 204H215V203H214ZM226 204H227V203H226ZM234 204H235V203H234ZM253 204H254V203H253ZM253 204H252V206H253ZM82 205H83V204H82ZM100 205H101V204H100ZM118 205H119V204H118ZM166 205H167V204H166ZM182 205H183V204H182ZM199 205H200V204H199ZM231 205H232V204H231ZM257 205H259V204H257ZM33 206H34V205H33ZM35 206H36V205H35ZM44 206H45V205H44ZM71 206H72V204L70 205V207H71ZM83 206H84V205H83ZM91 206L93 207V205H91ZM91 206H90V208H91ZM113 206H115V208H116L117 205L114 204ZM120 206H121V205H120ZM127 206H128V205H127ZM135 206H136V205H135ZM141 206H142V205H141ZM143 206H144V205H143ZM163 206H164V205H163ZM171 206H172V205H171ZM176 206H177V205H176ZM185 206H186V204H185ZM208 206H209V204H208ZM210 206H211V205H210ZM215 206H216V205H215ZM215 206H213V207L215 208ZM225 206H226V205H224V207H225ZM68 207H69V205H68ZM76 207H77V205H76ZM84 207H85V206H84ZM88 207H89V206H88ZM109 207H110V206H109ZM121 207H122V206H121ZM121 207H120V209H121ZM125 207H126V206H125ZM128 207H129V206H128ZM132 207H134V206H132ZM161 207H162V206H161ZM165 207H166V206H165ZM182 207H183V206H182ZM189 207H190V206H189ZM189 207H188V208H189ZM216 207H217V206H216ZM224 207H223V209L225 210L226 208H224ZM228 207H229V206L227 205V208H228ZM232 207H233V206H232ZM232 207H231V208L229 207V209H231V210L234 209V208H232ZM253 207H254V206H253ZM258 207H259V206H258ZM41 208H43V207L41 206ZM71 208H72V207H71ZM73 208H74V207H73ZM101 208H102V207H101ZM130 208H131V207H130ZM138 208H139V207H138ZM138 208H137V209H138ZM141 208H143V207H141ZM144 208H145V206H144ZM147 208H148V207H147ZM163 208H164V207H163ZM188 208H187V209H188ZM200 208H201V207H200ZM208 208H211V207H208ZM208 208H207V209H208ZM214 208H212V209H214ZM30 209H31V208H30ZM30 209H29V210H30ZM34 209H35V207H34ZM50 209H51V208H50ZM75 209H76V208H75ZM102 209H103V208H102ZM106 209H107V208H106ZM108 209H109V208H108ZM118 209H119V208H118ZM126 209H127V211H128V208H126ZM134 209H135V208H134ZM137 209H136V210H137ZM145 209H146V208H145ZM183 209H184V208H183ZM189 209H190V208H189ZM191 209H194V211H195V207H194V208H191ZM229 209H228V210H229ZM235 209H236V208H235ZM239 209H240V208H239ZM35 210H36V209H35ZM80 210H81V209H80ZM92 210H93V209H92ZM97 210H98V207H97ZM121 210H122V209H121ZM130 210H131V209H130ZM130 210H129V211H130ZM141 210H142V209H141ZM164 210H166V209H164ZM228 210L226 209L225 211H228ZM236 210H237V209H236ZM255 210H256V209H255ZM255 210H254V211H255ZM38 211H39V210H38ZM41 211H42V210H41ZM46 211H47V210H46ZM77 211H78V210H77ZM82 211H83V210H82ZM90 211H91V210H90ZM107 211H108V210H107ZM118 211H119V210H118ZM127 211H126V212H127ZM148 211H149V210H148ZM158 211L160 212L161 210L159 209ZM166 211H167V210H166ZM184 211H185V210H184ZM216 211H217V210H216ZM220 211H221V209H220ZM237 211H238V210H237ZM259 211H260V210H259ZM85 212H86V211H85ZM102 212H103V211H102ZM102 212L100 211V213H102ZM104 212H105V211H104ZM109 212H110V211H109ZM123 212H124V211H123ZM138 212H139V211H138ZM182 212H183V211H182ZM188 212H190V211H188ZM192 212H193V210H192ZM199 212H200V210H199ZM203 212H204L205 215H207V213H210V212H207V213H206V211H203ZM213 212H214V211H213ZM218 212H219V210H218ZM232 212H233V211H232ZM238 212H239V211H238ZM260 212H261V211H260ZM36 213H37V212H36ZM40 213H41V215L43 214L42 212H40ZM89 213H90V212H89ZM114 213H117V212H114ZM114 213H113V214H114ZM129 213H131V212H129ZM132 213H134V212L132 211ZM149 213H150V212H149ZM164 213H165V212H164ZM177 213H178V212H177ZM201 213H202V212H201ZM225 213H226V212H225ZM75 214H76V212H75ZM109 214H110V213H109ZM117 214H118V213H117ZM124 214H125V212H124ZM124 214H123V215H124ZM126 214H127V213H126ZM134 214H136V213H134ZM159 214H160V213H159ZM210 214H211V213H210ZM210 214H209V215H210ZM255 214H256V213H255ZM258 214H259V213H258ZM258 214H257V216H258ZM35 215H36L35 213H34V215H33V213H32V215H30V216H28V215H24V216L22 215V216H19V215H17L16 212H14V213L11 212V214H10V222L8 221V223H9V225H11L12 227L14 226V227H15V230H17V231H20V230H21V231L25 232V231L28 230V228L30 227L31 224H32L33 226L36 225V223H37V221H38V218H37ZM45 215H46V214H45ZM73 215H74V214H73ZM95 215H96V214H95ZM115 215H116V214H115ZM120 215L123 216L121 213H120ZM127 215H128V214H127ZM139 215H140V214H139ZM191 215H192V214H191ZM209 215H208V216H209ZM259 215H260V214H259ZM83 216H84V214H83ZM83 216H81V217L83 218ZM87 216H88V215H87ZM96 216L99 217L100 215L97 214ZM106 216H107V212H106ZM108 216H109V215H108ZM118 216H119V215H118ZM132 216L136 217V216L133 215V214H132ZM132 216H131V217H132ZM184 216H185V215H184ZM184 216H183V217H184ZM197 216H198V215H196V217H197ZM201 216H202V215H201ZM233 216H234V215H233ZM43 217H45V216H43ZM46 217H47V216H46ZM69 217H70V216H69ZM78 217H80V216H78ZM84 217H85V216H84ZM113 217H115V216L113 215L112 218H113ZM116 217H117V215H116ZM123 217H125V215H124ZM123 217H121V218H123ZM126 217H127V216H126ZM138 217H139V216H138ZM140 217H142V216L140 215ZM193 217H195V216L193 215ZM202 217H203V216H202ZM202 217H200V218H202ZM82 218H79V219H82ZM86 218L89 219L88 217H86ZM92 218H93V217H92ZM101 218H105V217H101ZM191 218H192V217H191ZM8 219H9V218H8ZM60 219H61V218H60ZM73 219H74V218H73ZM109 219H110V218H109ZM109 219H108V221H109ZM126 219H127V220H124V219H123V220H124V221H127V223L129 222V224H131V222H130L131 218H129L130 220H128V218H126ZM134 219H135V218H134ZM134 219L132 220V222L134 221ZM137 219H138V218H137ZM203 219H204V217H203ZM40 220H42V219H40ZM74 220H75V219H74ZM74 220H73V223H75ZM95 220H96V219H95ZM95 220H94V221H95ZM99 220H100V217H99ZM104 220H106V219H104ZM110 220H111V219H110ZM120 220H122V219H120ZM135 220H136V219H135ZM156 220H157V219H156ZM158 220H159V219H158ZM186 220H187V219H186ZM189 220H190V217H189ZM194 220L196 221L195 218H194ZM197 220H198V219H197ZM204 220H207V219H204ZM228 220H229V219H228ZM232 220H233V219H232ZM243 220H244V219H243ZM118 221H119V220H118ZM136 221H137V220H136ZM141 221H142V220H141ZM154 221H155V220H154ZM190 221H191V220H190ZM222 221H225V222H223L222 224H220L218 228H216L217 226L214 225V227H215L216 230H217V231H216V230H215V231H216L217 233H218V232L220 233V235H221L222 238H223V241H225V243H226V247H227V249H228V248H229V250L231 249L232 252H234L237 256H238V255H239V256L243 255L242 253H243V251H245V250H243L244 243H243V234H242L243 232H242V227H241L242 224H240V221H236V220H234L233 222H234L235 225H231V226H230V225L228 224V221H227V220H222ZM244 221H245V220H244ZM6 222H7V221H6ZM47 222H48V221H47ZM49 222H50V221H49ZM55 222H56V221H55ZM89 222H90V221H89ZM89 222H88V223H89ZM95 222H96V221H95ZM102 222H103V221H102ZM104 222H105V221H104ZM109 222H110V221H109ZM111 222H112V221H111ZM115 222H116V221H115ZM119 222H120V221H119ZM119 222H118V223H119ZM137 222H140V221H137ZM202 222H203V221H202ZM208 222H209V221H208ZM220 222H221V220H220ZM235 222H236V223H235ZM8 223H7V224H8ZM45 223H46V222H45ZM51 223H52V222H51ZM51 223H50V225H51ZM100 223H101V222H99V224H100ZM106 223H107V222H105V224H106ZM133 223H134V222H133ZM144 223H145V222H144ZM173 223H174V222H173ZM211 223H212V222H211ZM211 223H209V224H210L211 227H212L213 225H212ZM258 223H259V222H258ZM7 224H6V226H7ZM40 224H41V222H40ZM47 224H48V223H47ZM47 224H46V225H47ZM59 224H60V223H59ZM85 224H86V223H85ZM108 224H109V223H108ZM119 224H120V223H119ZM119 224L117 225V227L119 226ZM182 224H183V223H182ZM185 224H187V223H185ZM216 224H217V223H216ZM244 224H246V222H244ZM253 224H254V223H253ZM255 224H257V222H255ZM37 225H38V224H37ZM56 225H57V224H56ZM61 225H62V223H61ZM69 225H70V224H69ZM74 225H75V224H74ZM103 225H104V224H103ZM106 225H107V224H106ZM113 225H114V224H113ZM137 225L139 226L140 224L137 223ZM137 225H136V226H137ZM148 225H149V224H148ZM203 225H204V222H203ZM6 226H5V227H6ZM75 226H76V225H75ZM80 226H81V225H80ZM95 226H96V224H95ZM115 226H116V225H115ZM133 226H134V225H133ZM197 226H199V225H197ZM206 226H208V225L206 224ZM253 226H254V225H253ZM256 226H257V225H256ZM3 227H4V226H3ZM5 227H4L3 229H5ZM9 227H10V226H9ZM31 227H32V226H31ZM84 227H85V225H84ZM89 227H92V226H89ZM89 227H88V228H89ZM112 227H114V226H112ZM117 227H116V228H117ZM120 227H121V225H120ZM139 227H141V226H139ZM208 227H209V226H208ZM208 227H206V228L208 229ZM211 227H210V228H211ZM245 227H246V226H245ZM249 227H251V226L249 225ZM34 228H35V226H34ZM46 228H48V227L46 226ZM72 228H73V227H72ZM88 228H87V229H88ZM92 228H93V227H92ZM100 228H102V227L99 226L98 229L100 230ZM103 228H104V227H103ZM103 228H102V230H103ZM105 228H106V227H105ZM107 228H108V227H107ZM134 228H135V226H134ZM147 228H148V227H147ZM150 228H151V227H150ZM199 228H200V227H199ZM212 228H213V227H212ZM215 228H214V229H215ZM1 229H2V228H1ZM6 229H8V228H6ZM77 229H79V226H78ZM111 229H112V228H111ZM111 229H109V230L111 231ZM120 229L122 230V228H120ZM144 229H145V228H144ZM158 229H159V228H158ZM207 229H205V230H207ZM252 229H253V228H252ZM10 230H11V229H10ZM15 230H14V231H15ZM37 230H39V228H37ZM46 230H48V229H46ZM57 230H58V229H57ZM57 230L55 231V233L57 232ZM80 230H81V229H80ZM82 230H83V229H82ZM92 230H94V229H92ZM112 230H114V229H112ZM117 230H118V229H117ZM121 230H120V231H121ZM124 230H125V229H124ZM124 230H123V231H124ZM126 230H127V229H126ZM155 230H156V228H155ZM155 230H154V231H155ZM159 230H160V229H159ZM159 230H158V231H159ZM200 230H201V228H200ZM2 231H5V230H1V232H2ZM7 231L10 232L9 229H8ZM17 231H16V233L13 232V235H14V234H17ZM51 231H53V230L51 229ZM58 231H59V230H58ZM61 231L63 232L64 230H61ZM84 231H85V229L83 230V232H84ZM95 231H96V230H95ZM103 231H105V230H103ZM107 231H108V230H106L105 232H107ZM123 231H121V233H122ZM212 231H213V230H212ZM254 231H255V230H254ZM259 231H260V229H259ZM23 232H22V233H23ZM35 232H36V229H35ZM45 232H46V231H45ZM73 232L75 233V231H73ZM78 232H79V231H78ZM85 232H86V231H85ZM114 232H115V231H113V233H114ZM125 232H126V231H125ZM176 232H177V231H176ZM179 232H180V231H179ZM179 232H178V233H179ZM241 232H242V233H241ZM4 233H5V232H4ZM4 233H3V234H4ZM10 233H11V232H10ZM33 233H34V231H33ZM46 233H47V232H46ZM64 233L66 234V231H65ZM76 233H77V232H76ZM86 233H87V232H86ZM86 233H85V234H86ZM88 233H89V231H88ZM92 233H93V232H92ZM92 233H91V235H92ZM102 233H103V232H102ZM107 233L109 234V232H107ZM117 233H118V232H117ZM133 233H134V232H133ZM141 233H142V232H141ZM209 233H210V232H209ZM254 233H255L254 235H256L257 232H254ZM260 233H261V232H260ZM19 234H21V233H19ZM28 234H29V233H28ZM52 234H53V233H52ZM62 234H63V233H62ZM81 234H83V233H81ZM81 234H80V235H81ZM122 234H123V233H122ZM124 234H125V233H124ZM213 234H214V233H213ZM247 234H248V233H247ZM251 234H253V232H252ZM4 235H5V234H4ZM4 235H3V237H4ZM7 235H8V234H7ZM7 235H6V236H7ZM24 235H26V233H25ZM40 235H42V234H40ZM40 235L38 234L37 236H40ZM49 235H50V234H49ZM87 235H89V234H87ZM87 235H86V236H87ZM99 235H100V234H99ZM111 235H112V234H111ZM139 235H140V234H139ZM141 235H142V237H143V234H141ZM207 235H208V236H211V235H209V234H207ZM207 235H206V236H207ZM216 235H217V234H216ZM260 235H261V234H260ZM6 236H5V237H6ZM42 236H43V235H42ZM51 236H53V238H54V235H51ZM55 236L58 237L59 235H55ZM66 236H67V234H66ZM71 236H72V235H71ZM81 236H82V235H81ZM83 236H84V235H83ZM92 236H93V235H92ZM95 236H96V234H95ZM97 236H98V231H97ZM97 236H96V237H97ZM103 236H104V235H103ZM105 236H106V235H105ZM116 236H117V235H116ZM134 236H136V235H134ZM18 237H19V236H18ZM26 237H27V236H26ZM40 237H41V236H40ZM60 237H61L60 240L62 241V237H63V236H61V234H60ZM74 237H75V236H74ZM87 237H88V236H87ZM89 237H90V235H89ZM89 237H88V238H89ZM93 237H94V236H93ZM106 237H107V236H106ZM109 237H110V236H109ZM112 237H113V236H112ZM114 237H115V236H114ZM142 237H141V238H142ZM212 237H213V236H212ZM250 237H251V236H250ZM250 237H248V238L250 239ZM33 238H34V237H33ZM36 238H37V237H36ZM41 238H42V237H41ZM46 238H47V235H46V237H45L44 239H46ZM53 238H52V239H53ZM58 238H59V237H58ZM68 238L70 239V242H73L72 238H70L69 236H68ZM82 238H83V237H82ZM82 238L79 237L80 240H81ZM116 238H117V237H116ZM130 238H132V237H130ZM172 238H174V237H172ZM248 238H247V240H248ZM254 238H255V237H254ZM260 238H263V236L260 237ZM5 239H6V238H5ZM20 239H21V237H20ZM37 239H39V238H37ZM91 239H92V237H91ZM100 239H101V238H100ZM169 239H170V238H169ZM203 239H204V238H203ZM205 239H206V237H205ZM255 239H256V238H255ZM11 240H12V238H11ZM18 240H19V239H18ZM21 240H22V239H21ZM27 240L30 241V239H27ZM34 240H35V243H37V242H36V239H34ZM34 240H33V241H34ZM47 240H48V239H47ZM54 240H58V239L56 238V239H54ZM60 240H59V241H60ZM63 240H64V239H63ZM66 240H68V239H65L62 243L64 244V243L66 242ZM82 240H83V239H82ZM89 240H90V239H89ZM96 240H97V239H96ZM98 240H99V239H98ZM111 240H112V239H111ZM115 240H116V239H115ZM131 240H134V238L131 239ZM167 240H168V238H167ZM183 240H184V239H183ZM196 240H197V239H196ZM206 240H207V239H206ZM206 240H205V241H206ZM210 240H212V239L210 238ZM210 240H209V241H210ZM257 240H258V238H257ZM13 241H15V240H13ZM24 241H26V239H25ZM28 241L26 242V247H25L26 250H27V245H28L27 243H28ZM31 241H32V240H31ZM33 241H32V242H33ZM75 241H78V243H79V240H76V239H75ZM83 241H84V240H83ZM94 241H95V240H94ZM99 241H100V240H99ZM112 241H113V240H112ZM149 241H151V240H149ZM152 241H153V240H152ZM248 241H249V240H248ZM251 241H253V238L251 239ZM255 241H256V240H255ZM259 241H260V240H259ZM263 241H264V239H263ZM1 242H2V241L0 240V264L9 263V262H8L9 260L7 259L9 256L7 257L6 251L2 248ZM19 242H20V240H19ZM19 242L17 243L18 245H19ZM40 242H41V241H40ZM44 242H46V241H44ZM50 242H51V241H50ZM88 242H89V241H88ZM97 242H98V241H97ZM102 242H103V241H102ZM113 242H114V241H113ZM120 242H121V240H120ZM132 242H134V241H132ZM189 242H190V241H189ZM197 242H198V241H197ZM244 242H245V241H244ZM261 242H262V241H261ZM59 243H60V242H59ZM73 243H74V242H73ZM76 243H77V242H76ZM85 243H86V241H85ZM100 243H101V241H100ZM100 243L97 244L96 246L101 245V247H102V245L105 244L104 242L101 243V244H100ZM121 243H122V242H121ZM123 243H124V242H123ZM123 243H122V244H123ZM134 243L136 244V242H134ZM137 243H138V245H139V241H138ZM148 243H149V242H148ZM208 243H209V242H208ZM208 243H207V244H208ZM253 243H254V241H253ZM255 243H257V241H256ZM262 243H263V242H262ZM2 244H3V242H2ZM15 244H16V243H15ZM29 244H31V243H29ZM33 244H34V242L32 243V245H33ZM38 244H39V243H38ZM38 244H35V245H38ZM43 244H45V243H43ZM43 244H42V245H43ZM47 244H48V242H47ZM65 244H67V243H65ZM83 244H84V243H83ZM87 244H88V243H87ZM141 244H142V243H141ZM150 244H151V243H150ZM160 244H161V243H160ZM164 244H165V243H164ZM164 244H163V245H164ZM189 244H190V243H189ZM196 244H197V243H196ZM257 244L260 245L259 243H257ZM257 244H256V246H258ZM10 245H11V244H10ZM23 245H24V244H23ZM35 245H33L32 247H36ZM40 245H41V244H40ZM67 245H68V244H67ZM77 245H78V244H77ZM81 245H82V244H81ZM115 245H118L117 242H116ZM124 245H125V244H124ZM209 245H210V247H211V244H209ZM209 245H208V246H209ZM250 245H252V244H250ZM262 245H263V244H262ZM16 246H17V245H16ZM20 246L22 247V245H20ZM50 246H51V244H50ZM82 246H84V245H82ZM88 246H90V245H88ZM92 246H93V245H92ZM92 246H90V247H92ZM104 246H106V244H105ZM104 246H103V247H104ZM113 246H114V245H113ZM118 246H119V245H118ZM118 246H116V247H118ZM154 246H155V245H154ZM202 246H203V245H202ZM202 246H201V248H202ZM213 246H215L214 243H213ZM219 246H220V245H219ZM247 246H248V245H247ZM253 246H254V245H253ZM260 246H261V245H260ZM3 247H4V246H3ZM32 247H31V249H32ZM38 247H39V245H38ZM42 247H44V246H42ZM58 247H59V246H58ZM61 247H62V246H61ZM65 247H66V246H65ZM80 247H81V246H80ZM80 247H78L79 250H80ZM90 247H89V248H90ZM134 247H135V246H134ZM163 247H164V246H163ZM215 247H216V246H215ZM251 247H252V246H250L249 251L251 252L250 255H251V254H252V255H251L250 257L248 256L249 258H247L246 260L243 258V262H244L245 264H264V260L260 261V260H259V257H258L259 254L257 255V253H260V251H259V252L257 251V253H256V252H255V249L253 250V249H251ZM12 248H13V247H12ZM17 248H18V247H17ZM22 248H23V247H22ZM39 248H40V247H39ZM39 248L37 249V251H38V250L40 251ZM45 248H47V247H45ZM45 248H44V249H45ZM82 248H83V247H82ZM93 248H94V247H93ZM93 248H90V249H92V251H94L95 248H94V249H93ZM107 248H108V247H107ZM147 248H148V247H147ZM203 248H204V247H203ZM247 248H248V247H247ZM257 248H258V247H257ZM261 248H262V247H261ZM35 249H36V248H35ZM35 249H34V250H35ZM48 249H49V248H48ZM48 249H47V250H48ZM66 249H67V250H70V249L68 248V246H67ZM84 249H86V248H84ZM84 249H83V250H84ZM100 249H101V251H102V249H104V248H100ZM151 249H152V248H151ZM207 249H208V247L206 248V250H207ZM210 249H211V248H210ZM210 249H208V250H210ZM219 249H221V248H219ZM245 249H246V248H245ZM10 250H12V249H10ZM47 250H46V251H47ZM49 250H50V249H49ZM83 250H80V251H83ZM98 250H99V249H98ZM98 250H97V251H98ZM104 250H106V249H104ZM125 250H126V249H125ZM161 250H162V248H161ZM192 250H193V249H192ZM196 250H197V247H196ZM198 250H199V249H198ZM203 250H204V249H203ZM217 250H218V248H217ZM19 251H20V249H19ZM23 251H24V250H23ZM32 251H33V250H32ZM35 251H36V250H35ZM43 251H45V250H43ZM55 251H56V249H55ZM59 251H61V250H59ZM63 251H64V250H63ZM72 251H73V250H72ZM72 251H71V254H70V255H72ZM80 251H79V252H80ZM97 251L95 252V256L97 255V254H96ZM101 251H100V252H101ZM133 251H134V250H133ZM146 251H147V250H146ZM150 251H151V250H150ZM154 251H155V250H154ZM162 251H163V250H162ZM165 251H166V246H165ZM165 251H164V252H165ZM221 251H222V250H221ZM246 251H247V250H246ZM246 251H245V253H246V254H249V253H247L248 251H247V252H246ZM8 252H9V250H8ZM12 252H15V251L13 250ZM12 252H11V254H12ZM20 252H21V251H20ZM26 252H27V251H26ZM40 252H41V251H40ZM47 252H49V251H47ZM51 252H52V251H51ZM69 252H70V251H69ZM85 252H87V251H85ZM98 252H99V251H98ZM100 252H99V253H100ZM107 252H108V251H107ZM107 252H106V257L108 256V255H107ZM148 252H149V250H148ZM159 252H161V251H159ZM192 252H193V251H192ZM204 252H205V251H204ZM204 252H203V253H204ZM17 253H18V252H17ZM21 253H22V252H21ZM29 253H30V252H29ZM41 253H44V252H41ZM65 253H66V252H65ZM81 253H84V252H81ZM81 253H80V254H81ZM87 253H88V252H87ZM90 253H92V252L90 251ZM99 253H98V254H99ZM124 253H125V252H124ZM174 253H176V252L174 251ZM178 253H179V252H178ZM193 253H194V252H193ZM203 253H202V254H203ZM30 254H31V253H30ZM44 254H45V255L47 254V256L49 255L48 253H44ZM51 254H54V253H51ZM55 254H56V253H55ZM77 254H79V253H77ZM80 254H79V255H80ZM114 254H115V253H114ZM151 254H152V253H151ZM165 254H166V253H165ZM206 254H207V253L205 252V255H206ZM214 254H216V253H214ZM217 254H219V252H218ZM14 255H16V254H14ZM14 255H13V256H14ZM34 255H35V254H34ZM39 255H41V257H45V255H44V256H42V254H39ZM67 255H69V254H67ZM67 255H66V257H67ZM73 255H74V254H73ZM79 255H77V256H79ZM102 255H103V254H102ZM109 255H111V254H109ZM154 255H155V254H154ZM154 255H153V256H154ZM167 255H168V254H167ZM167 255H166V256H167ZM179 255H180V254H179ZM196 255H197V254H196ZM203 255H204V254H203ZM212 255H213V254H212ZM231 255H233V254H231ZM26 256H27V255H26ZM30 256H31V255H30ZM47 256H46V257H47ZM53 256H54V255H53ZM139 256L141 257V255H139ZM163 256H164V255H163ZM174 256H175V254H174ZM180 256H181V255H180ZM210 256H211V254H210ZM213 256H214V255H213ZM213 256H212V257H213ZM216 256H218V255H216ZM226 256H227V253H226ZM233 256H234V255H233ZM41 257H40V258H41ZM46 257H45V258H46ZM64 257H65V256H64ZM68 257H69V256H68ZM70 257H71V256H70ZM81 257H82V256H81ZM84 257H85V255H84ZM84 257H83V259H85ZM104 257H105V256H104ZM111 257H112V256H111ZM142 257H143V255H142ZM168 257H169V255H168ZM198 257H199V256H198ZM198 257H197V258H198ZM208 257H209V256H208ZM208 257H207V259H208ZM235 257H236V256H235ZM9 258H10V259H13V258H11V255H10ZM17 258H19V257L17 256ZM59 258H60V257H59ZM61 258H62V257H61ZM108 258H109V257H108ZM112 258H113V257H112ZM118 258H119V257H118ZM147 258H149V257H147ZM147 258H146V259L144 258L143 260L148 261ZM166 258H167V257H166ZM170 258H171V257H170ZM177 258H178V257H177ZM177 258H176V260H177ZM213 258H215V257H213ZM225 258H226V257H225ZM47 259H48V257H47ZM65 259H66V258H65ZM65 259H64V260H65ZM68 259H69V258H68ZM68 259H67V260H68ZM81 259H82V258H81ZM96 259H98V258H96ZM99 259H100V258H99ZM103 259H104V258H103ZM173 259H174V258H173ZM179 259H180V258H179ZM184 259H186V258H184ZM235 259H236V258H235ZM27 260H29V259L27 258ZM30 260H31V259H30ZM53 260H54V259H53ZM78 260H79V258H78ZM92 260H93V258H92ZM100 260H101V259H100ZM123 260H124V259H123ZM162 260H163V259H162ZM201 260H202V259L200 258L199 261H201ZM219 260L221 261V258L218 259V261H219ZM224 260H225V259H224ZM22 261H23V259H22ZM25 261H26V260H25ZM25 261H24V262H25ZM44 261H45V260H44ZM76 261H77V260H76ZM86 261H89V260H86ZM117 261H118V260H117ZM141 261H142V260H141ZM160 261H161V260H160ZM169 261H170V260H168V262H169ZM181 261H182V260H181ZM232 261H233V260H232ZM17 262H18V261H17ZM19 262H20V259H19ZM19 262H18V264H19ZM98 262H99V261H98ZM101 262H102V261H101ZM104 262H107V263H108L107 258L105 259ZM104 262H102V263H104ZM109 262H110V260H109ZM161 262H162V261H161ZM177 262H178V261H177ZM194 262H195V261H194ZM201 262H202V261H201ZM207 262H208V260H207ZM222 262H223V261H222ZM225 262H226V261H225ZM225 262H224V263H225ZM229 262H230V261H229ZM229 262H226V263L230 264ZM237 262H238V261H237ZM27 263H28V261H27ZM62 263H63V262H62ZM65 263H67V261H65ZM68 263H69V262H68ZM78 263H80V262H77L76 264H78ZM111 263H113V262H111ZM114 263H115V262H114ZM121 263H122V262H121ZM137 263H138V262H136V264H137ZM140 263H141V262H140ZM159 263H160V262H159ZM172 263H173V261H172ZM172 263H171V264H172ZM179 263H180V262H179ZM179 263H177V264H179ZM186 263L189 264L188 261H186L185 263L183 262V264H186ZM197 263H198V262H197ZM235 263H236V262H235ZM239 263H240V261H239ZM10 264H11V263H10ZM29 264H30V263H29ZM100 264H101V263H100ZM109 264H110V263H109ZM117 264H119V263L117 262ZM123 264H124V263H123ZM129 264H130V263H129ZM145 264H146V263H145ZM167 264H168V263H167ZM173 264H175V263H173ZM181 264H182V262H181ZM190 264H191V263H190ZM195 264H196V262H195ZM198 264H199V263H198ZM209 264H211V263H209ZM240 264H241V263H240Z\"/></svg>",
    "mask_w": 264,
    "mask_h": 264
}]
</instances>
